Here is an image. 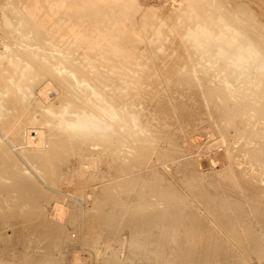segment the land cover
Segmentation results:
<instances>
[{
  "label": "rangeland",
  "instance_id": "rangeland-1",
  "mask_svg": "<svg viewBox=\"0 0 264 264\" xmlns=\"http://www.w3.org/2000/svg\"><path fill=\"white\" fill-rule=\"evenodd\" d=\"M191 3H192V5H191ZM96 4H98V5L96 6ZM101 4H102V6H101ZM6 8H7V10H6ZM185 9H186V12H185ZM204 9H205V11H204ZM187 11L188 12L190 11L189 12L190 14L187 13ZM227 11L229 14H231V13L233 14V17L230 20H228L229 19L227 17L228 13H226ZM238 11H246L252 17V19L248 23L240 20L241 23L243 24V29L241 31H238V29H233V28H235L234 26H230L231 24H227V22L228 23H234L233 25L236 26L235 23L240 19L238 14L236 13ZM211 12H212V14H211ZM213 12H215V13H213ZM209 13H210V15H209ZM219 13H220V15H219ZM99 14L101 17L99 16ZM214 15H216V17ZM88 16H90V17H88ZM211 16H212V18L214 17V19H212ZM74 17H76V18H74ZM66 19H68V20H66ZM114 19H115V21H114ZM32 22H34V23H32ZM127 22H129V23H127ZM30 24H32L33 26ZM34 24H35V26H34ZM219 24L223 27V28L221 27L222 31L224 29L221 36H219L217 33L219 31H221L220 26L219 27L217 26ZM249 26L260 28L262 30L261 34L258 35L257 32L250 30ZM49 29H51V30H49ZM82 29L85 30V33ZM46 30L48 31V33ZM26 31L28 34H25ZM34 31L37 33H34ZM114 31L116 34L114 33ZM94 32H95V34H94ZM109 32L111 33V35ZM75 33H76V35H75ZM112 33H113V35L114 34L115 35L112 36ZM69 34H70V36H68ZM35 35H37L38 37H36ZM250 35L254 37L253 40L250 39V37H249ZM99 36H100V38H99ZM129 36H130V38H129ZM102 37H103V39H102ZM109 37H111V38H109ZM118 37L119 38L121 37L120 38L121 40H118L117 42H119V41L123 42V46L121 45V43L120 44L118 43L119 45H121V47H124L125 49L129 48V46H130L129 49H131V47H132L131 50L126 49V52L132 51L131 53L125 52L127 54V56L124 53H123V56H121L122 55L121 52L117 53L118 50L114 51L116 49L115 48L112 49L114 47V45L111 44V40L112 39H119ZM31 38H33V39H31ZM64 38H66V40ZM83 38H85V39L82 40ZM125 38H127V40L129 38L128 42L134 43V44L128 43L127 40H125ZM50 39H52V40H50ZM55 39L56 40L58 39L57 40L58 42ZM94 39H96L97 41ZM122 39L124 41H126V43ZM87 40L89 42H87ZM105 40L107 43L105 42ZM37 41H39V43ZM71 41H73V42H71ZM261 42H264V0H192V2H191V0H57V1L56 0H0V108H2V106H1L2 103L7 102L6 96H8V95L14 96V94L17 95L16 94V92H17V93H19L18 95H20V96L22 95L23 103H25V106H26V108L24 109V112L22 113L20 119L17 121L19 125H20V123L23 122L27 126L28 124L26 121H28V120L32 121L35 119H39L38 121L42 122L46 118L54 119L55 114L48 113L49 109L46 106L47 103H49V101L51 102V100L53 101L55 106L57 105L56 107L60 108L61 106H63L62 109H59L53 105L55 110L58 109L59 112H62V113L64 112L65 118H68L69 116H70V118H72L74 116V119H76L78 117L77 115H79V114L83 115V113L85 115L86 111L88 113L89 110L91 112L92 110L97 109V108H99L101 110V105L105 104L104 101L102 100L103 94H99L101 91L99 92V90L97 89L98 87H101V89L100 88L99 89L103 90V92L106 93V95H108L110 98L112 96H116L114 98V99H116V101H115L116 104L118 102L121 103V106L126 108V110L128 112V113H126L127 115L135 116L138 127L136 125H133V123H132V125H130V127L134 128V129L132 128V131L134 130L133 131L134 136L138 135V134L141 135L144 133V131H146L144 134L145 135L147 134V137L146 136L143 137V135H144L143 134V135H141L140 138L138 135L137 137L139 139L137 140V142L135 141V143H132L134 141H131L132 139H129V141H131L132 144L129 143L128 140L125 142V139H127V138L124 139L123 136H118V139H116V141L113 139V141L116 143V147H115L114 142L110 143L111 145L108 143H105V142L104 143L99 142L100 135H102V134H100L99 130L96 131L94 127L93 128L90 127V128L95 130V131L93 130L94 132L93 131H91V132L90 131L89 132L80 131L81 132L80 133L81 138H82L83 134H86V137H88V139L89 138L91 139L93 137H94V139L87 140L86 137H84L80 140L79 132H78L79 130L75 131L74 133H65V132L60 133L61 130L69 128V127H67V125L62 126V125L66 124L65 122L62 123L60 126H56L54 124H51V129H50L51 132L47 131V127H48L47 124H49V122H46V123L43 122L42 124H44V127H45L44 129H46V134L47 135L49 133L51 134V135H48V137L51 136V140H53V143H55L57 145L59 139H61V138H62L61 140L64 142V147H62V148L59 147V149H58L57 146L54 147V144H50L49 145L50 148L48 147L45 149L48 152V154L46 151L44 152L47 155L46 156L47 159H45L46 162L45 161L44 162L46 164H47V161L49 162L48 163L49 166H47V168L50 167V165L52 163V161H51L52 159L55 160V161L53 160L52 165L54 164V162H56L58 160L56 162L57 165L55 163L53 166H51V168L49 169V173H48L47 171L45 172V170L43 171V169L41 167H38V165H40V164L35 165V163H37V162L33 163L32 160L24 154L25 149L22 148V146H23L22 144L16 145V143H13L15 146L11 144L13 141L12 136H14V134L16 133V131L14 132V130H16V129H14V128H16V125H18V124H16L14 126V128H11L9 130V132H4V130H3L4 134L0 133V135H2V136H0V138L2 139L3 142L8 144L7 145L8 147L10 146L9 148L12 151V153L14 152L15 157H17V158L19 157L18 158L19 162H18V159L15 158V159H17V162H18L17 164H19L21 166V169H22L19 171V172H21V173H19V176H22V173L25 170V172H26L25 178L26 179H28V180L32 179L31 180L32 183H34L33 181H35L37 183L36 184L37 187H39V188L42 187L41 189H43V188L46 189V187H48L47 190L53 191V193L58 192V194H56V195H60V196L63 195L61 197H64L63 199H65L64 200L65 204L62 203L63 204L62 208H59L60 211H62V213L64 214V216L61 217V219H59V218L57 219L56 218V211H58V209L55 208L57 201L55 199H53V197H52L53 201L51 198L49 199V200H51L50 202H52V203H50L47 197H42V196L40 197L39 196L40 197L39 199L41 200L40 203H41V205L43 204L45 208L44 207H41L42 209L41 208H32L34 210H32L30 208L29 209L28 208H24V209L23 208H11L9 206V203H11L10 200L8 202V201H5L4 199L0 198V206H1V208H0V264H148V263L149 264H155V263L156 264H160V263L161 264H172V263L173 264H178V263L184 264V261H182V263H181V256H180L181 254H184L183 257L185 256V260H188L187 262H185V264H191V263L192 264H194V263L195 264L196 263L197 264H200V263L201 264H219V263H222L223 258H221L222 259V261H221V260H219L220 257L216 258V257L212 256L213 259H215V260H213L211 256L207 257V255H205L206 254L205 249L202 250L204 246L206 247V244L204 245V242L206 243L208 240V239H204V236H205L204 234L206 233L204 228H206V227H203V225L199 226L200 230L197 231L196 229L199 227H197V228L195 227L197 224L194 223L195 222L194 218L191 216V214L189 215V211H188L191 208H196L198 210L200 209V211L202 213L200 211L199 212L201 214L204 213V216L208 217L204 208H207V207L210 208V206H211V208L212 207L213 208L219 207V208H226L228 210H229V207H227V206H230L231 210L227 211L226 213L227 214L229 213L228 216L232 217L231 220H233L232 221L233 223L240 224V225L236 224L237 227H236V225H234L235 226L234 231H235L236 235H238L240 237V240H242V243L244 245L243 250L248 249V251H249V252L248 251L242 252V251L238 250V248L235 246L236 242L234 243L232 240L226 241L227 243H225V244L230 245V246L228 245V249L227 248L226 249L230 250V254L232 256L234 255L235 259L232 258V256L230 255L229 258L227 257L229 260L227 258H226V260L224 259L223 264H231L232 262H233L232 264H234V263L235 264L236 263L237 264L238 263L239 264H251V262H252V264H254V263L258 264L260 260L264 261L263 260L264 258H262L264 255L262 256V254H261V253L264 254V251H262V250L260 251V249L264 250V248H263L264 247V244H263L264 241H262V240H264V235H263L264 229H261L262 227L264 228V218H263L264 217V213H263V211H264V205H263L264 204V200H263L264 199V192H263V190L264 189H260V187L264 188V186H263L264 185L263 184L264 183V178H263L264 177V173H263L264 171L260 170V172H259V170H258L259 167H260V169H264V166L261 167V165H259L255 160L253 161L252 159H250L251 157H249V155L246 153V151L248 152V151L256 150L258 147H260V143H263V141H264V135H263L264 134V114H263L264 110L259 111V109H258L257 111L259 113L258 112L256 113L255 110H253L251 112L252 114L250 116L251 120L248 124V129L250 128V133H251V131H259L260 134H262V132H263L262 136H259L260 137L259 139L258 138L257 139L256 138L255 139H250V138L247 139L248 136H246L245 134H243V133L240 134L239 132H237V133H239V134H237V133H235L234 129H232V128L230 129V127H227L226 124L228 123V126H230V123L228 122V120L226 121L227 118L224 119L225 118L224 115L221 116L222 114H224L223 113L224 107L233 106V102L228 101V99H224L225 96L222 97L223 99L221 97H216L215 101H217V102H215L213 100L214 96H211L212 97L211 98L210 94L209 93H208L209 95L207 94V89H211L210 86H219L222 88L224 86H226L225 89L230 88L231 91H229V92L232 93V94H230V95H232V97H234V95H235L234 91H236L237 95L234 98H242L240 96H242L245 93L247 95L252 96V94H250L251 92H253V93L254 92H257V93L260 92V94L256 93L257 95H260V97L258 96L260 98V100L258 102L256 101V103H257L256 108L261 106L262 108H260V109H264V105H263L264 104V77L260 78V76L262 74L261 73L262 69L257 67V64L255 63L256 53L253 52V49L255 47H258V44ZM33 43H35V44H33ZM90 43H93V44H90ZM61 44H62V46H61ZM72 45H76V46L73 47ZM101 45L104 48L101 47ZM111 45H112V48H111ZM124 45H126V46H124ZM68 46L70 47V49ZM81 46H83V47H81ZM98 48H100V50ZM66 49H68V50H66ZM74 49L77 51H75ZM88 49H90V51ZM94 49L96 50V52ZM71 50H72V52H71ZM86 50L89 52H87ZM104 50H107V51L105 52ZM151 50H153V51H151ZM68 51H69V53H68ZM73 51H75V52H73ZM92 51H93V53H92ZM163 51H165V52L163 53ZM237 51L249 52V54H251L252 57L251 58L249 57L248 61H246V62L243 61L241 64L237 65L234 63V60H233L234 57H237V53H239ZM120 53H121V55H120ZM39 54L41 56V60H43L42 63H41V60L39 58L40 56H37ZM53 54L55 56L59 55L61 57H55ZM34 55H35V57H33ZM69 55L72 57H70ZM91 55H94V56H91ZM107 55L108 56L111 55L113 57H111V56L108 57ZM129 55H130V59L128 57ZM31 56H32V58H31ZM117 56H118V58H117ZM125 56H126V58L124 59ZM29 58H31V60ZM67 58H69V59H67ZM108 58H109V60H108ZM111 58H113V59H111ZM35 59L38 62L35 61ZM50 59H52V60H50ZM70 59L72 61H74V60L75 61L74 62L69 61ZM121 59H123V60H121ZM128 59H129V61H128ZM46 61L48 63L50 61L49 65L46 63ZM123 61H124V63H123ZM12 62H14L16 64H14ZM19 62H21L22 64H20ZM29 62H31V63L29 64ZM43 62H44V64H43ZM68 62H70V64H68ZM80 62H82V63H80ZM130 62H132V63H130ZM33 63H36L37 65L33 64ZM56 63H57V65H56ZM135 63L137 66L134 65ZM32 64H33V66H32ZM72 64L75 67L72 66ZM125 64H128V65H125ZM129 64L130 65L132 64V65L130 66ZM21 65H24V66L21 67ZM42 65L43 66L46 65V69H45V67L42 68L41 67ZM108 65H111L110 68L108 67ZM36 66H39V67H36ZM56 66L57 67L59 66V67L57 68ZM132 66L135 68H133ZM83 67H84V69H83ZM119 67H120V70H119ZM146 67H148V68H146ZM168 67L170 69H168ZM12 68H14V70ZM37 68L38 69L40 68L39 71L36 70ZM121 68H123V69H121ZM188 68L190 69V71L188 70ZM15 69L18 70V72ZM70 69H71V71H70ZM106 69L108 71L111 69L110 70L111 72L109 71L110 76H109V73ZM61 70H62V72H61ZM163 70H165L166 72L165 71L163 72ZM14 71H16V72H14ZM27 71H28V73H27ZM32 71H33V73H32ZM34 71H36V72H34ZM41 71H43L44 73ZM63 71H64V73H63ZM142 71H143V73H142ZM38 72L42 73V74L38 75L39 74ZM53 72H55L56 74ZM112 72H113V74H112ZM127 72H129V73H127ZM176 72H178V73H176ZM189 72H191V74L193 73V75H191L192 78L190 77L191 80L188 79V77L190 75ZM46 73H47V75H46ZM57 73H58V75H57ZM60 73H61V75H60ZM74 73H78L76 75L79 77L74 75ZM106 73H107V75H106ZM180 73L182 76L180 75ZM183 73L186 74V78L184 77L185 74H183ZM13 74H15V75H13ZM163 74H164V76H163ZM187 74H188V76H187ZM52 75H55V76L57 75V76L54 77ZM59 75H60V77H62V75H63V77L60 78ZM65 75H67V76H65ZM68 75H70V76H68ZM135 75H137V76H135ZM143 75L145 77H143ZM23 76H25V77H23ZM107 76H109V77H107ZM131 76H134V77H131ZM20 77L22 78V80ZM36 77H38L39 79ZM51 77H53L54 79ZM57 77H59L63 81H61ZM80 77L83 79H81ZM110 77H111V79L113 77L112 81H111ZM41 78H43V80ZM63 78H66V79H63ZM77 78H79V79H77ZM92 78H93V80H92ZM94 78L97 80H95ZM103 78L105 80H107L106 83L108 85L105 84V80ZM131 78H134V79H131ZM150 78H151V81H150ZM19 79H20V81H18ZM68 79H69V81H67ZM154 79L157 81H155ZM172 79H174V81ZM245 79H247V83H246ZM41 80H42V82L45 81L44 83L47 86L44 83H42ZM54 80H56V81L58 80L57 83ZM89 80H91L92 82H90ZM21 81H22V83L20 84ZM24 81L26 82V84ZM49 81H50V83H46ZM59 81H61L63 85L61 83H58ZM11 82H13V83H11ZM18 82H19V85H18ZM54 82H55V84H54ZM67 82H69V83H67ZM78 82H79V84H78ZM98 82H99V84H98ZM108 82H111V83H108ZM260 82H262V83H260ZM86 83H87V85H86ZM242 83L244 86L242 85ZM256 83H257V85H256ZM56 84H58V85H56ZM219 84H221L222 86ZM20 85L22 87H20ZM79 85H80V87H79ZM83 85L84 86L86 85L85 86L86 90L84 89L85 87L84 88L82 87ZM99 85H101V86H99ZM197 85H199V86H197ZM229 85H230V87H229ZM92 86H94L97 89L96 90L97 93L93 92L94 90H93ZM239 86H240V88H239ZM65 87H67V89ZM88 87H90L93 91L91 92V89ZM197 87H199V88H197ZM8 88H10V89H8ZM20 88H21V90H20ZM41 88H42V90H41ZM45 88H46V91H45ZM75 88H77V89L75 90ZM103 88H105L106 91ZM193 88H194V90H193ZM243 88H245L247 90H245ZM12 89H14V93H13ZM49 89H50V91H49ZM89 89H90V91H89ZM228 89H226V91H228ZM241 89L243 91L244 90L245 91L243 92V91H241ZM70 90L73 91V93H70V95H69V92H71ZM74 90L76 93H74ZM77 90L80 92H78ZM239 90L241 93L239 92ZM249 91H250V93H249ZM81 92L83 93L82 95L79 94ZM90 92L93 93L94 95H92ZM103 92H101V93H103ZM110 92L114 93V95L113 94L110 95ZM122 92H124V93L126 92V93L123 95ZM86 93H88V95ZM233 93H234V95H233ZM84 95L86 97L87 96L88 97L86 98ZM90 95L93 97L89 98V97H91ZM117 95H118V97H117ZM119 95H120V97L123 96L125 101L121 100L123 98L122 97L120 98ZM29 96H30V99H29ZM66 96H68V98H66ZM82 96H84V97H82ZM98 96L101 99H98ZM70 97H72V99ZM95 97H96L97 101H95L96 100ZM126 97L128 100L126 99ZM24 98H26V99H24ZM74 98H75V100L73 101ZM85 98L90 99V100L86 101ZM42 99H43V101H42ZM62 99H64L63 100V101H65L64 103H61ZM66 99H69L70 101L72 100V102H73V103L71 102L72 106L74 104L75 107L73 106V108H72L70 106L71 104H69L67 107H65L66 101L68 102V100H66ZM83 99L85 100V105L82 104V103H84ZM79 100L80 101L82 100L81 101L82 103ZM119 100H121V101H119ZM76 101L78 102L77 105H79V103H80L81 106L77 107L75 104ZM100 101L101 102L103 101L102 102L103 104L102 103L100 104ZM222 101H224V104ZM225 101H227L228 103L227 102L226 103L229 105H226ZM88 102L93 103V104L94 103L96 104V102H97L98 103V104H96L97 107H95L96 105L94 104V108L91 110L90 107L92 108L93 104L88 105ZM123 102H124V104L122 105ZM219 102H220V104H219ZM119 103H118V105L120 107ZM221 104H222V106H221ZM219 105L221 106V108H219L220 107ZM84 106H85V108L88 106L89 110L84 108V112L82 113ZM68 107H69V110H70V107L73 110L72 111L71 110L70 111H68V110L64 111L65 108L68 109ZM80 107H82V108L78 109ZM205 107H206V109H205ZM214 107L215 108L218 107V109H215ZM4 108L5 107L3 105L2 109L5 111ZM75 109L80 110L81 113L77 112L78 110H76L77 113L72 114V112H75ZM99 109H97L98 111L95 110L96 113L101 112ZM220 109L222 110V114H221ZM69 112H71V114ZM10 113L12 114V111H10ZM26 113L28 116L26 115ZM31 113L33 116L31 115V117H30L29 114H31ZM253 113L255 115H253ZM35 114H36V117H34ZM232 115H233L232 118L235 117L234 119H239V117H240L239 115H238L239 117H237V115L234 113H232ZM66 116H68V117H66ZM1 117H3V116H0V120L2 119ZM22 117H23V119H22ZM221 117H222V119H221ZM247 117H249V114L247 115ZM247 117H246V115H243L241 117L242 118L241 121H242V123H245V125H246V122H244V121L246 119H248ZM21 119L23 121L19 122V121H21ZM120 121L118 123L119 125L123 122L122 121L120 123ZM23 123H22L23 127H21L20 129L26 130L27 127H25V125ZM30 123L31 122H29V126H31V125L33 126V124H36L37 122L36 123L32 122L31 125H30ZM220 124H221V126H220ZM128 125L129 124H127V126H125V129L123 128L124 125H123V127L121 126L122 132L127 131V129H129ZM239 125H240V127H242L241 124H239ZM134 126H136L137 128ZM162 126H163V128H162ZM52 127H53V129H52ZM59 127L60 128L62 127V128L60 129ZM164 127H166V128H164ZM32 128L35 129V127H32ZM54 128L56 129V131L58 130L57 132L60 133V134L57 133L58 135H60V136L62 135L61 137L58 138V135H55V134H54L55 136L53 135V137H52V134L55 132ZM80 128H82V126ZM69 129H72V128H69ZM136 129H138L139 131ZM241 130H243V129H241ZM135 131H138V133ZM161 131L163 133H161ZM95 133H98V134L95 136ZM150 133H152V134H150ZM165 133H166V135H165ZM32 134L36 135L37 133L33 132ZM43 134H45V132H43ZM153 134H155V135H153ZM156 134H160V135H156ZM98 135H99V137H98ZM239 135H240V137L242 135L246 136V137H243V136L242 137L244 139H247V140H244L245 142L244 141L241 142V140H243V138L241 137V139L239 138V142H237ZM251 135H252V133H251ZM148 136H151V137L154 136V137L153 138L150 137L151 138L150 139ZM159 136L165 137V138L163 137V141H162V139L159 140L160 139ZM170 136H172V137H170ZM186 136L188 138L194 139L193 144L190 146V148H192L194 145L198 146V148H199V150L194 154L195 155L194 158L195 159L198 158V162H199V163H196L197 164L196 169L199 171H203V173L205 175H208L209 176L208 179L211 182V184H208L209 182H207V181L206 182L201 181V180H199V181L195 180L194 181L192 178L191 179L193 181L190 184V180L189 179H188L189 181L186 180L187 174L185 172V168H184L183 163L181 161V157H179V158H174L175 156L172 157V155H174V151H175V149H174L175 144H173V143L174 142H178V143L183 142L184 143V141H185L184 138H186ZM29 137H31V136H28V138ZM35 137L36 136H32V138H35ZM71 137H74V139H76L77 141H75L74 139H71ZM177 137L179 139H177ZM10 138H11V140H10ZM65 138L70 139L72 141L65 140ZM141 138L142 139L145 138L146 140H142ZM154 138L157 140H155ZM170 138H173L172 140H174V141H172ZM235 138H236V141H235ZM78 139H79V141H81L83 143L79 144L80 142L78 143ZM121 139L123 142L121 141ZM140 139H141V141H140ZM85 140H87L88 142H86ZM167 140L169 142L171 141L170 142L171 144L168 143ZM229 140H230V143H229ZM73 141L75 142L74 144H73ZM119 141H121L120 144H119ZM148 141H150V142H148ZM246 141H248V142H246ZM166 142H167V145H166ZM232 142L235 143V146H232V147H234L235 153H236V148L240 147L239 149H237L236 154H238V153L239 154L235 158L236 159L235 163L233 162L234 163L233 164L234 167L232 166L233 171L230 167V163L226 162L225 160H224L225 161L224 162L220 158L225 153V148L227 146L232 145L233 144ZM65 143H67V144H65ZM147 143L149 145H144ZM113 144H114V146H112ZM133 144H134V146H133ZM150 144L151 145L153 144V145L151 146ZM155 144H156V146H155ZM160 144H163V145H160ZM19 145H21V146H19ZM141 145H143V147L144 146L145 147L142 148ZM239 145H241V146H239ZM149 146H151V147H149ZM114 147H115V149H114ZM138 147H140V149ZM158 147H160L161 149H159ZM51 148H52V151H51ZM133 148H134V150H133ZM135 148H138V150L137 149L135 150ZM169 148H171L172 150ZM241 148H243V149H241ZM53 149H54V151H53ZM167 149H169V150H167ZM114 150H115V153H114ZM131 150L134 152V154H132ZM165 150L167 151L168 154L166 153ZM137 151L138 152L141 151L140 153H144V154L139 153L140 154L139 156L142 155V157H141L142 159H140L138 157V154H135V153H137ZM149 151H151V152H149ZM158 151H159V153H158ZM170 151H172V153ZM51 152H54L55 155L53 153L51 154ZM129 153H130V157L128 155ZM147 153L151 154V155L148 156ZM4 154H5L4 152H0V155H1L0 159L2 160V157H3L6 160V162L4 159L2 161L0 160V167L1 166L5 167L6 165H8L9 162L11 160H13V157H14V156L9 157L8 159H10V158L11 159H10V161H7L8 159H6V156ZM50 154L53 155L54 158L51 159L52 156H50ZM158 154H160V156ZM161 154H163L164 156H162ZM133 155H135L136 159H140L142 161H139V160L135 161L134 160L135 157ZM143 155L144 156L146 155L145 156L146 158ZM147 156H148V158H147ZM165 156H167V157H165ZM199 156H201V158H199ZM57 157H59V158L56 159ZM123 161H126V164ZM137 161H139V162H137ZM248 161L250 163H247ZM236 162H238V163H236ZM122 163H123V165L124 164L126 165V166L124 165L125 170H124ZM253 163L255 165H253ZM119 164H120V166H122V168L119 166ZM128 165H130L132 170H129L131 168ZM237 165L239 166V168L240 167L241 168H245V167L248 168V166H250L246 172L248 174V175H246V177L247 176L250 177V175L252 177V176H254V174H255V177L249 178L253 181H251V183H249V182H247V183H249L248 186L251 184V186L254 189L256 187L257 191H256V189L254 191L251 186L248 187L245 181H241V184L246 185L247 188H249V189L251 188L250 189L251 192H248L249 189H247L245 186H241L240 188H238V187L232 188V186L230 187L228 185H225L226 182L223 181V179L225 178V175L228 174L229 169H230L231 174H232V172L234 174H236L237 171L235 172L234 168L236 169ZM244 165H246V166H244ZM12 167L16 168V166H12ZM53 167H56L55 170ZM29 168H30V170H29ZM126 168L128 170H126ZM255 168H257V169H255ZM40 170H41V172L43 171L44 174H41V172H39ZM244 170L246 171V168ZM152 171L154 172V174L155 173L156 174L153 175ZM261 171H263V172H261ZM6 172H8V171H6ZM6 172H5L6 177H4V180L6 179V181H7V179L9 178L8 181L12 182L13 181L12 177L15 174V173H13L14 171L12 170V172H11V170H9V173H6ZM25 172L23 173V175L25 174ZM32 172L34 174H32ZM147 172L148 173L152 172V174H150V173L147 174ZM10 173H12V174H10ZM27 173L29 176L27 175ZM45 173H46V175H45ZM52 173H54V174H52ZM142 173L143 174L145 173L147 177L145 176V174L143 175ZM16 174H18V172ZM16 174L14 176H16ZM51 174H52V176H51ZM237 174H239V173H237ZM35 175L38 177H35ZM48 175L53 177V178H51V180L52 179L54 180V181L52 180L53 182H51V181L48 182V180H50L49 177L46 178V176H48ZM138 175H140V176H138ZM150 175H152L153 178ZM148 176L150 178H148ZM33 177H35V178H33ZM140 177H142V179L137 180ZM145 178L148 179L149 181L145 180ZM157 178L159 179V181ZM21 179L23 180L24 178H21ZM259 179L262 181H259ZM156 180L159 183L161 180L162 184H165L164 187H166V182L176 186L175 190L173 189L176 192V193L174 192L175 195H173V197H175V198L168 199L169 201L167 200L168 201L167 206H166L165 202L160 203L161 205H159V202L163 201L162 200L163 197L160 200L161 196H158V194H157L158 193V188H157L158 186L155 184V183H157ZM2 181H3V179L0 180V184L2 183ZM20 181L16 180L17 183ZM140 181H142V184H143V181L144 182L147 181V182H145V184L147 186L145 184H143L144 187H142V184L140 185V183H141ZM152 181L155 183H153ZM200 181L202 183L204 182L203 184H205V185H203ZM254 181H256L257 185L252 184ZM28 182H30V181H28ZM41 182H43V183L41 184ZM220 182L223 185L220 184ZM258 183L261 186L258 185ZM212 184H214V185H212ZM134 185H136L137 187ZM209 185L211 187H208ZM254 185H255V187H254ZM202 186H204V187L202 188ZM217 186H219V187H217ZM222 186H223V188H221ZM14 187L17 188V186H14ZM14 187L10 192L11 195L17 194V191L15 190ZM113 187H115L114 191H113ZM141 187H142V190H141ZM145 187L146 188L148 187L150 189L147 188L148 190H146ZM151 187H153L155 189L152 190ZM187 187L190 188L189 190L191 192L188 190ZM197 187H201V188H197ZM224 187H226L229 192L225 191L226 188L224 189ZM243 187L246 188L245 191L247 193L244 190H242ZM39 188H37V189L39 190ZM105 188H107V189H105ZM258 189H260V190H258ZM59 190L61 192L65 193V195H67V196H64V194L61 193ZM105 190H108L109 192L106 191V193L108 192L110 194L107 193L108 195H106V193H104ZM205 190H209V193H211V191H212V193H211L212 195L208 194V191H205ZM146 191H149V192H146ZM155 191H157V192H155ZM197 191H199L200 193ZM202 191H204L205 194L202 193ZM217 191H219V192H217ZM220 191H222V192L220 193ZM234 191H236V192H234ZM258 191H259V193H258ZM261 191H262V193H261ZM59 192H60V194H59ZM91 192H93V194L94 193L95 194L90 195ZM151 192H152V194H150ZM196 192H197V195H196ZM206 192H207V194H206ZM216 192L219 195H221V196H219L217 194V196H216L217 198L219 197L220 199L219 198L217 199L216 197L214 198V196L216 195ZM254 192L255 193L257 192L260 196H258L257 193L254 195ZM114 193H116L115 194L116 197L114 196ZM143 194L146 195L147 197L143 196ZM148 194L151 195L152 198L148 197L149 196ZM153 194L155 196L156 195L157 196L153 197ZM238 194H239V196H238ZM246 194H248V195H246ZM15 195H13V196L16 197L17 195L16 196ZM109 195L110 196L112 195L111 196L112 199L110 198ZM178 195H179V199L177 198ZM181 195H183V196L180 197ZM261 195L263 197H261ZM0 196H1V192H0ZM3 196H6V195L3 194ZM233 196H234V198H233ZM240 196H241V198H240ZM106 197H108V198H106ZM193 197L196 199H194ZM197 197H199V198H197ZM256 197H258V199H255ZM259 197H261V198L259 199ZM146 198H148V199H146ZM149 198H150V200H149ZM155 198H156V200H155ZM203 198H204V200H203ZM205 198H207V200ZM221 198H223L224 201H222ZM1 199L3 202L1 201ZM15 199L16 198H14L13 200H15ZM113 199H116V201L115 200L114 201L117 204H115L114 201H112ZM117 199L121 200L122 203L117 202V201H119ZM171 199H172V201L175 199L174 202H177V203L179 200L180 201L178 204H176L172 201L170 202ZM176 199H178V201ZM253 199H254V201H252ZM197 200H199V201H197ZM255 200H256V202H255ZM111 201L113 204L111 203ZM209 201H211V202H209ZM226 201H227L226 204H223V205L221 204V203H225ZM237 201L239 203L240 202H242V203L238 204ZM140 202H142V203H140ZM169 202H170V204H169ZM243 202L245 203L244 205H243ZM248 202H249V204H247ZM250 202H254V203H250ZM1 203H4V204H1ZM118 203H120L121 205ZM147 203H149L151 205H148ZM205 203H207V204H205ZM128 204H130V206ZM168 204L170 207L173 206V208H176V207L177 208H181V207L183 208V210H182L184 213V216H183L184 218H182V222L184 224L183 228H182L184 231V232L182 231L183 235H181V227L182 226L176 230V232L178 231V233H177L178 235H177L174 230L172 233H170V231L167 228H165V226L164 227L162 226L164 229L163 230L161 228V225L160 226L157 225L156 226L157 228L155 227L150 231L151 233L149 232L150 234L147 232V235H146V232L143 231L142 235L144 236V232H145V236L147 238L145 236L144 237L146 239L143 236L142 237L137 236V232H139L138 231L139 228H137V227H143L144 226L141 223L144 224L145 218L150 217V216L155 217V215H158L160 213L158 211L165 210V206L167 209H169L170 207L168 206ZM188 204H189V206H188ZM256 204L258 205V208L261 207V209H262L261 214L263 216L262 217L263 222L262 221L258 222L256 220V217L253 216L251 212L246 211V207L250 208V209L252 207V209H253L256 206V208H257ZM4 205H6V206H4ZM114 205H119V206L117 207ZM137 205H139V206H137ZM174 205H176V206H174ZM190 205H191V207H190ZM220 205H222V207ZM224 205L225 206L227 205V206L225 207ZM2 206H4V207H2ZM120 206H122V207H120ZM124 206H125V208H124ZM142 206L144 209L141 208ZM149 206L152 207L153 210ZM160 206H162L161 207L162 209L159 208ZM233 206L235 208H233ZM236 206H238V207H236ZM146 207H149V208L147 209ZM122 208H124V211ZM156 208L157 209L159 208V210L155 211L154 209H156ZM185 208H186V210H185ZM241 208H243L242 209L243 213H242ZM128 209H129V211H128ZM235 209H237L238 211ZM27 210H29V211H27ZM100 210H103V212L102 211L100 212L101 214L102 213L103 214H102V217H100V219H99L97 214H100L99 213ZM141 210H145V211H141ZM26 211H27V214H23ZM138 211H139V213L142 212V214L141 213L138 214L137 213ZM235 211H237V212L235 213ZM10 212L13 214H8ZM79 212H80V214H79ZM106 212L110 213V214H107ZM116 212L119 213V216L117 215L118 213L116 214ZM148 212L149 213L152 212V213H150L151 215ZM153 212H158V213L155 214ZM28 213H31V214L28 215ZM88 213H90V214H88ZM94 213H96V214H94ZM111 213H113L112 214L113 216L111 215ZM186 213H188V214H186ZM246 213H247V215H246ZM92 214H94V216H96L97 219L94 218V216ZM101 214L99 216H101ZM104 214L115 217L116 220L118 221V223L115 220V218L113 219L110 217L111 219H109V216L107 218V216H103ZM129 214L134 216V217H132V216L130 217ZM185 214H186V216H185ZM230 214L231 215L235 214V215H233L234 216L233 217ZM240 214L241 215L243 214V215L241 216ZM244 214L246 216L245 218H248L249 220L245 219L244 220L245 223L243 226L242 223L244 222L243 221ZM248 214L250 216L252 215L251 217H253L254 219L252 220V218L250 216H248ZM15 215L16 216L18 215V216L16 217ZM75 215H76V217H75ZM114 215H117L119 218L117 216H114ZM120 215H122V218L124 215L128 216V217L124 216V218L126 217L128 219L130 217V219H128V221L130 220L129 221L130 223L127 222V219L125 218L126 222L124 221L123 223H124V225L126 223L127 224L124 226L122 223L124 218L122 219ZM188 215L190 216V219H189ZM236 216H237V218H236ZM15 217H16V219H15ZM18 217L19 218L23 217L24 219L23 218L17 219ZM92 218H94V219L92 220ZM101 218H103V220ZM132 218L136 219V220H132ZM234 218L236 221L234 220ZM104 219L105 220L107 219L106 222L112 220L110 222H113L114 226L110 225L112 228L109 227L108 223L109 224H112V223H110V222L106 223ZM44 220L49 222L50 226L48 224H46L47 222L46 221L44 222ZM120 220H121V222H120ZM239 220L243 221V222H239ZM246 220H247V222H246ZM99 221H101V222H99ZM192 221H193V223H192ZM248 221L251 223H248ZM51 222H53V223H51ZM138 223H140V224H138ZM154 223L156 224V222H154ZM253 223H255V224H253ZM51 224L52 225L56 224V226L53 225L54 227H52ZM59 224L61 226H57ZM102 224L106 225V227H105L106 230L104 229ZM115 224H116V226H115ZM121 224H122V227H120ZM193 224L195 225L194 228L192 227ZM258 224L262 225V227L261 226L259 227ZM45 225L47 228H45ZM248 225H252L253 227L255 226V228H257L256 230L254 229L255 233L252 235L253 239H252V236H250V238L253 241L248 237L250 235V233L246 232L247 229L249 230ZM185 226H188V227H185ZM238 226L240 229L238 228ZM88 227H89V229H88ZM108 228H110V231H108L109 230ZM135 228L137 229V232H136ZM245 228H246V230H245ZM46 229H49V230L46 231ZM113 229H114V231H112ZM122 229H123V231H121ZM159 229L161 232L159 231ZM165 229L168 231H166ZM193 229H195V230H193ZM53 230L55 233L53 232ZM116 230H118V231H116ZM140 230H141V228H140ZM260 230H261V232H259ZM131 231L132 232L134 231L136 233H132ZM162 231L163 232L165 231V235H163L164 233ZM194 231H195V233L197 232L196 234H198V236L201 237V238L198 237V240L200 241V243H199L200 247L195 246V248L197 247V248H199V250L197 251L196 250L197 248L194 249L193 254L196 253L195 254L196 257L194 255V257L190 260V254L192 252L186 253L184 251L185 253L184 252L181 253V249H179V248H181L180 246L183 245L182 243H184L183 236L185 237V239H186V236L192 237ZM203 231H204V234H203ZM237 231H239V232H237ZM256 231H258V232H256ZM152 232H154V233H152ZM189 232H191V233H189ZM245 232H246V235H245ZM161 233H162V236H160ZM167 233L170 237L167 235ZM174 233H175V235H174ZM179 233H180V235H179ZM115 234L116 235L118 234V235L116 236ZM133 234H134V236H133ZM170 234H173L172 235L173 238L171 237ZM256 234H259V235H256ZM84 235H86V236H84ZM107 235H109V236H107ZM132 236L136 237V238L134 239ZM163 236H165V237H163ZM166 236H168V237H166ZM181 236H182V238H181ZM242 236H243V238H242ZM120 238H121V240H119ZM137 238H138V240H137ZM163 238H164V240H163ZM115 239L116 240L118 239V240L115 241ZM244 239L247 241L243 242ZM256 239L260 242L256 241ZM87 240H88V242H87ZM202 240H204V242ZM227 240H228V238H227ZM147 241H149V243ZM159 241H161V242H159ZM209 241H210V239H209ZM252 242H254V245H256V246H253ZM242 243H241V245H242ZM199 244H197V245H199ZM185 245H186V243H185ZM251 246L254 248V250H252L253 248ZM143 247H144V249H143ZM150 249H152V250H150ZM200 250H202V251H200ZM255 251H258V252H256L257 254L255 253ZM97 252L98 253L100 252V253L97 254ZM157 252H159V253H157ZM160 252L162 253V255ZM167 252H169L170 254ZM177 252H178V255L180 254L179 256L177 255ZM201 252H205V253H201ZM232 252H234V253H232ZM247 252H248V254H247ZM155 253H156L157 257L155 255ZM251 253L254 256H252ZM250 254H251V256H250ZM248 255H249V257H248ZM259 255H261V256L259 257ZM76 256H78L79 258L75 260L74 257H76ZM197 256H199V257H197ZM201 256H202V258H200ZM257 256H258V258H257ZM252 257H254V258H252ZM113 258L116 260H114ZM167 258L168 259L171 258V259L168 260ZM195 258L197 260L201 259L203 262L206 260L207 263H202L201 260H199L200 261L199 262ZM207 258H209L211 260H209V259L207 260ZM259 258H262V259L259 260ZM194 259L196 261H193ZM203 259H205V260H203ZM255 259H257V260H255ZM162 260L163 261L165 260V261L163 262Z\"/></svg>",
  "mask_w": 264,
  "mask_h": 264
},
{
  "label": "bare ground",
  "instance_id": "bare-ground-1",
  "mask_svg": "<svg viewBox=\"0 0 264 264\" xmlns=\"http://www.w3.org/2000/svg\"><path fill=\"white\" fill-rule=\"evenodd\" d=\"M57 1V0H56ZM191 2H192V0H191ZM52 3V2H51ZM108 3V2H107ZM195 3V2H194ZM65 4V3H64ZM79 4V3H78ZM44 5V4H43ZM98 4H96V6H97ZM100 5V4H99ZM115 5V4H114ZM191 5H192V3H191ZM69 6V5H68ZM101 6H102V4H101ZM199 6V5H198ZM191 7V6H190ZM76 8V7H75ZM97 8V7H96ZM105 8V7H104ZM107 8V7H106ZM127 8V7H126ZM202 8V7H201ZM200 8V9H201ZM95 9V8H94ZM209 9V8H208ZM6 10H7V8H6ZM10 11V10H9ZM80 11V10H79ZM95 11V10H94ZM98 11V10H97ZM100 11V10H99ZM125 11V10H124ZM204 11H205V9H204ZM207 11V10H206ZM12 12V11H11ZM93 12V11H92ZM106 12V11H105ZM185 12H186V9H185ZM190 12V11H189ZM188 11H187V13H189ZM49 13V12H48ZM47 13V14H48ZM101 13V12H100ZM127 13V12H126ZM146 13V12H145ZM208 13V12H207ZM213 13H215V12H213ZM226 13H228V11L226 12ZM237 14H238V16H239V20L235 23L236 24V26L235 25H233L234 23H228L227 22V24H231L230 26H234L235 28H233V29H238V31H241L242 29H243V24L241 23V21L240 20H242V21H245V22H249L251 19H252V17H251V15L248 13V12H246V11H238V12H236ZM51 14V13H50ZM96 14V13H95ZM110 14V13H109ZM190 14V13H189ZM211 14H212V12H211ZM40 15V14H39ZM108 15V14H107ZM206 15V14H205ZM209 15H210V13H209ZM219 15H220V13H219ZM229 15V16H228ZM228 15H227V17L229 18L228 20H230L232 17H233V14L231 13V14H229L228 13ZM99 16H100V14H99ZM115 16V15H114ZM190 16V15H189ZM208 16V15H207ZM206 16V17H207ZM215 17H216V15H214ZM34 17V16H33ZM88 17H90V16H88ZM101 17V16H100ZM219 17V16H218ZM38 18V17H37ZM74 18H76V17H74ZM104 18V17H103ZM209 18V17H208ZM211 18H212V16H211ZM221 18V17H220ZM65 19V18H64ZM86 19V18H85ZM97 19V18H96ZM109 19V18H108ZM116 19V18H115ZM115 19H114V21H115ZM118 19V18H117ZM212 19H214V17L212 18ZM25 20V19H24ZM66 20H68V19H66ZM84 20V19H83ZM91 20V19H90ZM101 20V19H100ZM112 20V19H111ZM210 20V19H209ZM30 21V20H29ZM94 21V20H93ZM122 21V20H121ZM96 22V21H95ZM113 22V21H112ZM141 22V21H140ZM32 23H34V22H32ZM127 23H129V22H127ZM113 24V23H112ZM226 24V25H227ZM30 25H32V24H30ZM38 25V24H37ZM142 25V24H141ZM33 26V25H32ZM34 26H35V24H34ZM45 26V25H44ZM108 26V25H107ZM218 27L220 26V28L222 27L220 24L219 25H217ZM60 27V26H59ZM34 28V27H33ZM42 28V27H41ZM44 28V27H43ZM50 28V27H49ZM92 28V27H91ZM219 28V29H220ZM223 28V27H222ZM222 28H221V31H222ZM35 29V28H34ZM64 29V28H63ZM73 29V28H72ZM117 29V28H116ZM227 29V28H226ZM249 29L250 30H253L254 32H257V34L259 35V34H261V32H262V30L260 29V28H258V27H253V26H249ZM49 30H51V29H49ZM77 30V29H76ZM83 30V29H82ZM31 31V30H30ZM33 31V30H32ZM42 31V30H41ZM47 31V30H46ZM84 31V33H85V30H83ZM113 31V30H112ZM221 31H219V32H217L218 33V35L219 36H221L222 35V33H223V31H224V29H223V31L221 32ZM89 32V31H88ZM221 32V33H220ZM25 33V32H24ZM23 33V34H24ZM33 33V32H32ZM34 33H37V32H35L34 31ZM47 33H48V31H47ZM57 33V32H56ZM74 33V32H73ZM110 33V32H109ZM114 33H115V31H114ZM25 34H28L27 33V31H26V33ZM43 34V33H42ZM41 34V35H42ZM52 34V33H51ZM94 34H95V32H94ZM108 34V33H107ZM116 34V33H115ZM114 34V35H115ZM141 34V33H140ZM50 35V34H49ZM53 35V34H52ZM75 35H76V33H75ZM90 35V34H89ZM88 35V36H89ZM110 35H111V33H110ZM113 35V33H112V36H114ZM33 36V35H32ZM36 37H38L37 35H35ZM34 36V37H35ZM55 36V35H54ZM59 36V35H58ZM68 36H70V34L68 35ZM73 36V35H72ZM80 36V35H79ZM92 36V35H91ZM98 36V35H97ZM107 36V35H106ZM121 36V35H120ZM185 36V35H184ZM31 37V36H30ZM50 37V36H49ZM53 37V36H52ZM56 37V36H55ZM77 37V36H76ZM93 37V36H92ZM122 37V36H121ZM120 37V38H121ZM250 37V39L251 40H253V36H249ZM59 38V37H58ZM71 38V37H70ZM90 38V37H89ZM99 38H100V36H99ZM109 38H111V37H109ZM116 38V37H115ZM119 38V37H118ZM112 39L111 40V44H113L114 45V47L112 48V45H111V48L112 49H116V50H114V51H117V53L118 52H121L122 53V55H121V53H120V55L121 56H123V53L124 54H126L127 52L129 53L130 51H127L126 52V49H129L130 48V46H129V48H124V47H121V45L123 46V42H117L118 40H121V39ZM129 38H130V36H129ZM129 38H128V40H129ZM31 39H33V38H31ZM36 39V38H35ZM65 40H66V38H64ZM79 39V38H78ZM85 38H83L82 40H84ZM102 39H103V37H102ZM124 39V38H123ZM122 39V40H123ZM189 39V38H188ZM37 40V39H36ZM35 40V41H36ZM39 40V39H38ZM43 40V39H42ZM46 40V39H45ZM50 40H52V39H50ZM56 40V39H55ZM58 40V39H57ZM56 40V41H57ZM70 40V39H69ZM89 40V39H88ZM87 40V42H89ZM94 40H96V39H94ZM125 40H127V38H125ZM128 40H127V42H128ZM263 40V39H262ZM33 41V40H32ZM34 41V42H35ZM44 41V40H43ZM55 41V42H56ZM68 41V40H67ZM74 41V40H73ZM73 41H71V42H73ZM97 41V40H96ZM95 41V42H96ZM100 41V40H99ZM108 41V40H107ZM124 41V40H123ZM30 42V41H29ZM38 43H39V41H37ZM52 42V41H51ZM58 42V41H57ZM60 42V41H59ZM62 42V41H61ZM76 42V41H75ZM86 42V43H87ZM102 42V41H101ZM105 42H106V40H105ZM125 43H126V41H124ZM251 42V41H250ZM45 43V42H44ZM82 43V42H81ZM98 43V42H97ZM107 43V42H106ZM105 43V44H106ZM121 43V45H119V44ZM128 43H130V42H128ZM31 44V43H30ZM33 44H35V43H33ZM60 44V43H59ZM70 44V43H69ZM78 44V43H77ZM85 44V43H84ZM90 44H93V43H90ZM130 44H134V43H130ZM154 44V43H153ZM67 45V44H66ZM109 45V44H108ZM41 46V45H40ZM56 46V45H55ZM61 46H62V44H61ZM71 46V45H70ZM73 47L74 46H76V45H72ZM89 46V45H88ZM96 46V45H95ZM124 46H126V45H124ZM132 46V45H131ZM67 47V46H66ZM69 47V46H68ZM81 47H83V46H81ZM101 47H103L102 45H101ZM149 47V46H148ZM88 48V47H87ZM96 48V47H95ZM104 48V47H103ZM107 48V47H106ZM110 48V47H109ZM124 48V49H123ZM62 49V48H61ZM65 49V48H64ZM69 49H70V47H69ZM77 49V48H76ZM79 49V48H78ZM97 49V48H96ZM99 50H100V48H98ZM102 49V48H101ZM131 49H132V47H131ZM131 49H129V50H131ZM66 50H68V49H66ZM75 50V49H74ZM84 50V49H83ZM89 51H90V49H88ZM95 50V49H94ZM121 50V51H120ZM125 50V51H124ZM54 51V50H53ZM58 51V50H57ZM75 51H77V50H75ZM75 51H73V52H75ZM87 51V50H86ZM85 51V52H86ZM89 51H87V52H89ZM105 52L107 51V50H104ZM151 51H153V50H151ZM240 51V50H239ZM239 51H237V52H239ZM62 52V51H61ZM64 52V51H63ZM67 52V51H66ZM71 52H72V50H71ZM84 52V53H85ZM86 52V53H87ZM95 52H96V50H95ZM102 52V51H101ZM109 52V51H108ZM112 52V51H111ZM126 52V53H125ZM132 52V51H131ZM130 52V53H131ZM165 51H163V53H164ZM235 52V51H234ZM253 52L254 53H256V61H255V63L257 64V67H259V68H261L262 69V71H261V76H260V78H262V77H264V42H261V43H259L258 44V47H255L254 49H253ZM252 52V53H253ZM34 53V52H33ZM68 53H69V51H68ZM92 53H93V51H92ZM113 53V52H112ZM168 53V52H167ZM236 53V52H235ZM3 54V53H2ZM35 54V53H34ZM48 54V53H47ZM46 54V55H47ZM61 54V53H60ZM111 54V53H110ZM152 54V53H151ZM32 55V54H31ZM44 55V54H43ZM49 55V54H48ZM54 55V54H53ZM58 55V54H57ZM114 55V54H113ZM236 55V54H235ZM27 56V55H26ZM37 56H40V54L39 55H37ZM50 56V55H49ZM48 56V57H49ZM55 56V55H54ZM64 56V55H63ZM70 56V55H69ZM68 56V57H69ZM91 56H94V55H91ZM105 56V55H104ZM108 56V55H107ZM109 56H111V55H109ZM108 56V57H109ZM126 56H127V54H126ZM126 56L124 57V59L126 58ZM33 57H35V55L33 56ZM55 57H61V56H55ZM70 57H72V56H70ZM69 57V58H70ZM74 57V56H73ZM87 57V56H86ZM111 57H113V56H111ZM129 57V59H130V55L128 56ZM136 57V56H135ZM134 57V58H135ZM251 58L252 57V55L251 54H249V52H239V53H237V57H234L233 58V60H234V63L235 64H237V65H239V64H241L243 61H248V58ZM26 58V57H25ZM28 58V57H27ZM31 58H32V56H31ZM31 58H29L30 60H31ZM40 58V60H41V56L39 57ZM45 58V57H44ZM69 58H67V59H69ZM106 58V57H105ZM115 58V57H114ZM117 58H118V56H117ZM28 59V60H29ZM34 59V58H33ZM32 59V60H33ZM57 59V58H56ZM62 59V58H61ZM72 59V58H71ZM69 60V61H72V60ZM107 59V58H106ZM111 59H113V58H111ZM129 59H128V61H129ZM136 59V58H135ZM29 60V61H30ZM39 60V61H40ZM45 60V59H44ZM47 60V59H46ZM50 60H52V59H50ZM63 60V59H62ZM74 60V59H73ZM104 60V59H103ZM108 60H109V58H108ZM115 60V59H114ZM121 60H123V59H121ZM127 60V59H126ZM143 60V59H142ZM35 61H37L36 59H35ZM42 61L43 60H41V63H42ZM57 61V60H56ZM75 61V60H74ZM74 61H72V62H74ZM87 61V60H86ZM125 61V60H124ZM124 61H123V63H124ZM136 61V60H135ZM18 62V61H17ZM27 62V61H26ZM33 62V61H32ZM38 62V61H37ZM65 62V61H64ZM149 62V61H148ZM12 63H14V62H12ZM20 64H22L21 62H19ZM31 62H29V64H30ZM46 63L49 65V63H50V61H49V63L46 61ZM80 63H82V62H80ZM94 63V62H93ZM118 63V62H117ZM122 63V62H121ZM120 63V64H121ZM130 63H132V62H130ZM138 63V62H137ZM14 64H16V63H14ZM28 64V63H27ZM28 64V65H29ZM33 64H36V63H33ZM33 64H32V66H33ZM43 64H44V62H43ZM68 64H70V62H68ZM163 64V63H162ZM176 64V63H175ZM25 65V64H24ZM24 65H21V67L22 66H24ZM37 65V64H36ZM51 65V64H50ZM56 65H57V63H56ZM79 65V64H78ZM81 65V64H80ZM86 65V64H85ZM125 65H128V64H125ZM130 65V64H129ZM132 65V64H131ZM130 65V66H131ZM134 65H136V63L134 64ZM156 65V64H155ZM160 65V64H159ZM18 66V65H17ZM55 66V65H54ZM61 66V65H60ZM66 66V65H65ZM72 66H74L73 64H72ZM77 66V65H76ZM97 66V65H96ZM110 66L111 65H108V67L110 68ZM118 66V65H117ZM137 66V65H136ZM161 66V65H160ZM163 66V65H162ZM36 67H39V66H36ZM35 67V68H36ZM42 68H44L45 67V69H46V65L45 66H41ZM40 67V68H41ZM50 67V66H49ZM57 67V66H56ZM59 67V66H58ZM57 67V68H58ZM75 67V66H74ZM113 67V66H112ZM125 67V66H124ZM133 67V66H132ZM140 67V66H139ZM16 68V67H15ZM30 68V67H29ZM34 68V69H35ZM39 68V69H40ZM41 68V69H42ZM91 68V67H90ZM118 68V67H117ZM133 68H135V67H133ZM138 68V67H137ZM145 68V67H144ZM146 68H148V67H146ZM176 68V67H175ZM186 68V67H185ZM13 70H14V68H12ZM17 69V68H16ZM15 69V70H16ZM22 69V68H21ZM28 69V68H27ZM39 69L37 68L36 70H38L39 71ZM53 69V68H52ZM51 69V70H52ZM75 69V68H74ZM80 69V68H79ZM83 69H84V67H83ZM86 69V68H85ZM101 69V68H100ZM99 69V70H100ZM115 69V68H114ZM121 69H123V68H121ZM125 69V68H124ZM127 69V68H126ZM131 69V68H130ZM150 69V68H149ZM167 69V68H166ZM168 69H170L169 67H168ZM192 69V68H191ZM31 70V69H30ZM44 70V69H43ZM107 70V69H106ZM105 70V71H106ZM111 70V69H110ZM109 70V71H110ZM119 70H120V67H119ZM152 70V69H151ZM183 70V69H182ZM181 70V71H182ZM188 70L190 71V69L188 68ZM17 72H18V70H16ZM16 71H14V72H16ZM70 71H71V69H70ZM103 71V70H102ZM108 71V70H107ZM106 71V72H107ZM108 71V73H109V76H110V72ZM125 71V70H124ZM123 71V72H124ZM129 71V70H128ZM153 71V70H152ZM165 70H163V72H164ZM178 71V70H177ZM186 71V70H185ZM30 72V71H29ZM34 72H36V71H34ZM41 72H43V71H41ZM46 72V71H45ZM48 72V71H47ZM61 72H62V70H61ZM69 72V71H68ZM75 72V71H74ZM78 72V71H77ZM90 72V71H89ZM88 72V73H89ZM93 72V71H92ZM91 72V73H92ZM131 72V71H130ZM134 72V71H133ZM140 72V71H139ZM138 72V73H139ZM147 72V71H146ZM162 72V71H161ZM166 72V71H165ZM192 72V71H191ZM191 72H189V77H188V79H190V77H191V75H193V73L191 74ZM27 73H28V71H27ZM32 73H33V71H32ZM39 73V72H38ZM44 73V72H43ZM52 73V72H51ZM53 73H55V72H53ZM63 73H64V71H63ZM86 73V72H85ZM125 73V72H124ZM127 73H129V72H127ZM135 73V72H134ZM142 73H143V71H142ZM176 73H178V72H176ZM182 73V72H181ZM181 73H180V75H181ZM18 74V73H17ZM42 73H39L38 75H41ZM56 74V73H55ZM76 74H78V73H74V75H76ZM84 74V73H83ZM93 74V73H92ZM98 74V73H97ZM112 74H113V72H112ZM160 74V73H159ZM165 74V73H164ZM164 74H163V76H164ZM174 74V73H173ZM183 74H185V73H183ZM13 75H15V74H13ZM46 75H47V73H46ZM45 75V76H46ZM57 75H58V73H57ZM56 75V76H57ZM60 75H61V73H60ZM60 75H59V77H60ZM99 75V74H98ZM106 75H107V73H106ZM117 75V74H116ZM131 75V74H130ZM134 75V74H133ZM138 75V74H137ZM137 75H135V76H137ZM26 76V75H25ZM25 76H23V77H25ZM43 76V75H42ZM52 76H54V77H56L55 75H52ZM65 76H67V75H65ZM64 76V77H65ZM68 76H70V75H68ZM77 76V75H76ZM84 76V75H83ZM82 76V77H83ZM86 76V75H85ZM109 76H107V77H109ZM126 76V75H125ZM156 76V75H155ZM182 76V75H181ZM180 76V77H181ZM187 76H188V74H187ZM19 77V76H18ZM33 77V76H32ZM39 77V76H38ZM38 77H36V78H38ZM41 77V76H40ZM47 77V76H46ZM59 77H57V78H59ZM62 77H63V75H62ZM62 77H60V78H62ZM77 77H79V76H77ZM94 77V76H93ZM120 77V76H119ZM123 77V76H122ZM131 77H134V76H131ZM143 77H145L144 75H143ZM153 77V76H152ZM185 78H186V74H185V76H184ZM248 77V76H247ZM16 78V77H15ZM21 78V77H20ZM35 78V77H34ZM45 78V77H44ZM51 78H53V77H51ZM56 78V79H57ZM59 78V79H60ZM69 78V77H68ZM81 78V77H80ZM157 78V77H156ZM168 78V77H167ZM174 78V77H173ZM183 78V77H182ZM192 78V77H191ZM249 78V77H248ZM24 79V78H23ZM39 79V78H38ZM42 80H43V78H41ZM54 79V78H53ZM58 79V80H59ZM63 79H66V78H63ZM73 79V78H72ZM77 79H79V78H77ZM81 79H83V78H81ZM95 79V78H94ZM100 79V78H99ZM102 79V78H101ZM104 79V78H103ZM110 79H111V77H110ZM112 79H113V77H112ZM112 79H111V81H112ZM131 79H134V78H131ZM130 79V80H131ZM142 79V78H141ZM184 79V78H183ZM196 79V78H195ZM3 80V79H2ZM11 80V79H10ZM21 80H22V78H21ZM42 80H41V82H42ZM57 80V81H58ZM61 80V79H60ZM87 80V79H86ZM85 80V81H86ZM92 80H93V78H92ZM95 80H97V79H95ZM94 80V81H95ZM105 80V79H104ZM117 80V79H116ZM129 80V79H128ZM149 80V79H148ZM155 80V79H154ZM159 80V79H158ZM163 80V79H162ZM173 81H174V79H172ZM187 80V79H186ZM191 80V79H190ZM246 80V83H247V79H245ZM4 81V80H3ZM13 81V80H12ZM18 81H20V79L18 80ZM37 81V80H36ZM48 81V80H47ZM53 81V80H52ZM54 81H56V80H54ZM57 81H56V83H57ZM61 81H63V80H61ZM61 81H59L58 83H61L62 84V82ZM65 81V80H64ZM67 81H69V79L67 80ZM74 81V80H73ZM79 81V80H78ZM82 81V80H81ZM90 82H92L91 80H89ZM138 81V80H137ZM150 81H151V78H150ZM155 81H157V80H155ZM169 81V80H168ZM180 81V80H179ZM184 81V80H183ZM189 81V80H188ZM6 82V81H5ZM25 82V81H24ZM45 82V81H44ZM44 82H42V83H44ZM66 82V81H65ZM80 82V81H79ZM79 82H78V84H79ZM88 82V81H87ZM107 82V80H105V84H107L106 83ZM139 82V81H138ZM164 82V81H163ZM187 82V81H186ZM190 82V81H189ZM242 82V81H241ZM245 82V81H244ZM9 83V82H8ZM11 83H13V82H11ZM10 83V84H11ZM22 83V81L20 82V84ZM46 83H50V81L49 82H46ZM67 83H69V82H67ZM75 83V82H74ZM102 83V82H101ZM100 83V84H101ZM108 83H111V82H108ZM134 83V82H133ZM140 83V82H139ZM145 83V82H144ZM160 83V82H159ZM162 83V82H161ZM260 83H262V82H260ZM4 84V83H3ZM25 84H26V82H25ZM29 84V83H28ZM31 84V83H30ZM37 84V83H36ZM45 84V83H44ZM54 84H55V82H54ZM53 84V85H54ZM73 84V83H72ZM85 84V83H84ZM95 84V83H94ZM97 84V83H96ZM98 84H99V82H98ZM104 84V83H103ZM104 84V85H105ZM129 84V83H128ZM136 84V83H135ZM142 84V83H141ZM149 84V83H148ZM151 84V83H150ZM169 84V83H168ZM179 84V83H178ZM229 84V83H228ZM18 85H19V82H18ZM17 85V86H18ZM32 85V84H31ZM46 85V84H45ZM52 85V86H53ZM56 85H58V84H56ZM63 85V84H62ZM65 85V84H64ZM70 85V84H69ZM74 85V84H73ZM86 85H87V83H86ZM85 85V86H86ZM102 85V84H101ZM101 85H99V86H101ZM108 85V84H107ZM159 85V84H158ZM200 85V84H199ZM199 85H197V86H199ZM219 85H221V84H219ZM242 85H243V83H242ZM256 85H257V83H256ZM260 85V84H259ZM16 86V85H15ZM47 86V85H46ZM67 86V85H66ZM84 85L82 86L83 88L85 87ZM106 86V85H105ZM113 86V85H112ZM167 86V85H166ZM175 86V85H174ZM173 86V87H174ZM222 86V85H221ZM244 86V85H243ZM20 87H22L21 85H20ZM43 87V86H42ZM49 87V86H48ZM51 87V86H50ZM72 87V86H71ZM79 87H80V85H79ZM91 87V86H90ZM90 87H88V88H90ZM93 87V90L91 89V92L93 91V92H96L97 93V89L99 90V92L101 91V92H103V90H100L101 89V87H98L97 89L94 87V86H92ZM130 87V86H129ZM135 87V86H134ZM161 87V86H160ZM191 87V86H190ZM194 87V86H193ZM201 87V86H200ZM206 87V86H205ZM209 87V86H208ZM207 87V88H208ZM211 87V89H207V94L209 93L210 94V97L211 96H214V98H213V100L215 101L216 100V97H224V99H228V101H231V102H233V106H226V107H224V110H223V113L224 114H222V110H221V116H223L224 115V119H226V121L228 120V122L230 123V126H228V123L226 124V126L227 127H230V129L232 128V129H234V131H235V133H237V132H239L240 134H245L246 136H248L247 137V139L248 138H250V139H259L260 137L259 136H262V134H263V132H262V134H260V132L259 131H251V133H252V135H251V133H250V128L248 129V124H249V122H250V120H251V112L253 111V110H255V112L257 113L258 111V109H259V111H261V110H264V109H260V108H262L261 106H259L258 108H256L257 106V103H256V101L258 102L259 100H260V95H257V94H260V92L259 93H257V92H251L250 93V91H249V93L250 94H252V96L251 95H247L246 93L245 94H243L242 96H240V97H242V98H234L237 94H236V91H234L235 92V95H234V93H233V95H234V97H232V95H230V94H232V93H230L229 91H231L230 90V88L228 89V88H226V89H228V91H226V89H225V87L226 86H224L223 88L225 89H223L222 87H219V86H210ZM209 87V88H210ZM229 87H230V85H229ZM14 88V87H13ZM24 88V87H23ZM22 88V89H23ZM66 89H67V87H65ZM73 88V87H72ZM100 88V89H99ZM116 88V87H115ZM118 88V87H117ZM162 88V87H161ZM197 88H199V87H197ZM239 88H240V86H239ZM8 89H10V88H8ZM25 89V88H24ZM44 89V88H43ZM51 89V88H50ZM50 89H49V91H50ZM69 89V88H68ZM77 88H75V90H76ZM85 90H86V87L84 88ZM90 89H89V91H90ZM103 89H105V88H103ZM144 89V88H143ZM170 89V88H169ZM243 89H245V88H243ZM13 90V93H14V89H12ZM20 90H21V88H20ZM41 90H42V88H41ZM53 90V89H52ZM51 90V91H52ZM64 90V89H63ZM75 90H74V93H76L75 92ZM193 90H194V88H193ZM201 90V89H200ZM245 90H247V89H245ZM244 90V91H245ZM26 91V90H25ZM30 91V90H29ZM45 91H46V88H45ZM44 91V92H45ZM71 91V90H70ZM78 91V90H77ZM84 91V90H83ZM82 91V92H83ZM105 91H106V89H105ZM115 91V90H114ZM126 91V90H125ZM132 91V90H131ZM241 91H243L242 89H241ZM243 91V92H244ZM23 92V91H22ZM66 92V91H65ZM64 92V93H65ZM78 92H80V91H78ZM77 92V93H78ZM79 93V94H83V93ZM90 92V93H91ZM99 93V94H103V97H102V100L104 101V103L105 104H103L101 101H100V104L102 103L103 105H101V110L99 109V108H97V109H99L101 112L100 113H96V111H98L97 109H94V110H92L93 108H94V104L93 103H89L88 102V105L89 104H93V106H92V108L90 107V109L92 110L91 112H90V110L88 109V106L85 108V106L83 107V111H82V113L84 112V108L85 109H87V110H89L88 111V113H87V111H86V113H85V115H84V113H83V115H81V114H79V115H77L78 117L76 118V119H74V116L72 117V118H70V116L68 117V116H66V117H68V118H65V116H64V112L62 113V112H59V110L57 109V110H55L54 109V107H53V105H54V103H53V101L51 100V102L49 101V103H47V107H48V113H50V114H55V118L54 119H48V118H46L44 121H38L39 119H35V120H32V121H30V120H28V121H26L27 122V126H26V124H24L22 121V119H23V117H22V119H21V121H19V122H22L24 125H25V127H27L26 128V130H24V129H20L21 127H23L22 126V123H20V125L18 124V120L20 119V117H21V115H22V113L24 112V109L26 108V106H25V103H23V99H22V95L20 96V95H18L19 93H17L16 92V94L17 95H15L14 94V96L13 95H8V96H6V99H7V102H4V103H2V108H3V105H4V109H5V111L2 109V108H0L1 110H0V116H3V117H1L2 119L0 120V133H3V130H4V132H9V130L11 129V128H14V126L16 125V124H18V125H16V128H14V129H16V130H14V132L16 131V133L14 134V136H12L13 137V141H12V145H14L13 143H16V145H18V144H22L23 146H22V148H24L25 149V151H24V154L26 155V156H28L31 160H32V162L33 163H35V162H37V163H35V165H37V164H40V165H38V167H41L42 169H43V171L45 170V172L47 171L48 173H49V169L51 168V166H53L56 162H54V164L52 165V163H53V160L54 159H52V158H54V156L53 155H51L52 153L54 154V152H51V154H50V156H52L51 157V161H52V163H51V165H50V167L49 168H47V166H49L48 165V161H47V164L45 163L46 162V160L45 159H47L46 158V153H44L46 150V148H48L49 147V145L50 144H54V147H56L57 146V148L59 149V147H64V142L61 140V139H59V141H58V144L56 145L55 143H53V140H51V136H49L48 137V135H51L50 133L47 135L46 134V129H44L45 127H44V124H42L43 122H49V124H47V126L49 127H47L46 125V127H47V131H50L51 132V124H54V125H56V126H60L62 123H66L65 125H62V126H66L67 125V127H69V128H72V129H63V130H61V132L60 133H63V132H65V133H74L75 131H78L79 132V137H80V131H82V132H91V131H93L94 129H92L93 127L95 128V130L96 131H100V134H102V135H100V138H99V142H105V143H108V144H110V143H112V142H114L113 141V139L116 141V139H118V136H123L124 137V139L125 138H127V139H125V142L128 140L129 141V139H132L131 141H134V142H132V143H135V141L137 142V140L141 137V135H143L146 131H144V133L143 134H141V135H139V138L137 137L138 135H135L134 136V133H133V131H132V128L133 127H130V125H132V123H133V125H136L137 126V121H136V118H135V116H130V115H127L126 113H128L127 112V110H126V108L125 107H122L121 106V103H119L120 104V107H119V105H118V103L116 104V99H114L116 96H112L111 98L108 96V95H106V93ZM238 92V91H237ZM239 92H240V90H239ZM247 92V91H246ZM26 93V92H25ZM24 93V94H25ZM34 93V92H33ZM40 93V92H39ZM42 93V92H41ZM48 93V92H47ZM70 93H73V91H71V92H69V95H70ZM89 93V92H88ZM88 93H86L87 95H88ZM123 93V95L126 93H124V92H122ZM134 93V92H133ZM197 93V92H196ZM204 93V92H203ZM241 93V92H240ZM248 93V92H247ZM257 93V94H256ZM22 94V93H21ZM78 94V95H79ZM92 95H94L93 93H91ZM105 94V95H104ZM108 94V93H107ZM111 94H113L114 95V93H111L110 92V95ZM119 94V93H118ZM128 94V93H127ZM136 94V93H135ZM208 94V95H209ZM254 94V95H253ZM41 95V94H40ZM48 95V94H47ZM51 95V94H50ZM68 95V94H67ZM76 95V94H75ZM98 95V94H97ZM96 95V96H97ZM121 95V94H120ZM120 95H119V97H120ZM73 96V95H72ZM85 96V95H84ZM84 96H82V97H84ZM91 96V95H90ZM100 96V95H99ZM99 96H98V99H101V98H99ZM109 98H108V97ZM129 96V95H128ZM259 96V97H258ZM25 97V96H24ZM81 97V98H82ZM86 97V96H85ZM88 97V96H87ZM86 97V98H87ZM93 96H91V97H89V98H92ZM101 97V96H100ZM117 97H118V95H117ZM122 98H123V96H121ZM120 97V98H121ZM133 97V96H132ZM131 97V98H132ZM258 97V98H257ZM48 98V97H47ZM66 98H68V96H66ZM71 99H72V97H70ZM85 98V100L86 101H88V100H90V99H86ZM119 98V99H120ZM129 98V97H128ZM212 98V97H211ZM24 99H26V98H24ZM28 99V98H27ZM29 99H30V96H29ZM51 99V98H50ZM54 99V98H53ZM95 99H96V97H95ZM126 99H127V97H126ZM223 99V98H222ZM64 99H62V102L61 103H64L65 101H63ZM66 100H68V102L66 101V106L65 107H67L69 104H71L70 106L73 108V106L75 107V105L73 104V106H72V100L70 101L69 99H66ZM75 100V98L73 99V101ZM84 100V99H83ZM85 100H84V103H82L80 100V102L83 104V105H85ZM93 100V99H92ZM121 100H123V101H125V99L123 98V99H121ZM121 100H119V101H121ZM128 100V99H127ZM42 101H43V99H42ZM41 101V102H42ZM95 101H97V99L95 100ZM94 101V102H95ZM99 101V100H98ZM40 102V101H39ZM55 102V101H54ZM70 102V103H69ZM72 102V103H71ZM77 102V101H76ZM75 102V104H76V106L77 107H79V106H81V104L79 103V105H77L78 104V102L76 103ZM210 102V101H209ZM213 102V101H212ZM215 102H217V101H215ZM223 102V104H224V101H222ZM227 101H225V103H226ZM27 103V102H26ZM228 103V102H227ZM226 103V105H229V104H227ZM87 104V103H86ZM96 104H98L97 102H96ZM95 104V105H96ZM124 104V102L122 103V105ZM219 104H220V102H219ZM62 105V104H61ZM60 105V106H61ZM184 105V104H183ZM260 105V104H259ZM262 105V104H261ZM264 105V104H263ZM55 106V105H54ZM57 106V105H56ZM55 106V107H56ZM118 106V107H117ZM218 106V105H217ZM220 106V105H219ZM221 106H222V104H221ZM221 106L219 107V108H221ZM225 106V105H224ZM40 107V106H39ZM62 107L63 106H61L60 108L59 107H56V108H59V109H62ZM71 107H70V110L72 111L73 109H71ZM76 107V108H77ZM95 107H97V105L95 106ZM209 107V106H208ZM36 108V107H35ZM38 108V107H37ZM82 107H80V108H78V109H81ZM176 108V107H175ZM215 108V107H214ZM78 109H75V112H72V114L73 113H77V112H79V113H81V111L80 110H78ZM205 109H206V107H205ZM215 109H218V107L217 108H215ZM223 109V108H222ZM30 110V109H29ZM64 110V109H63ZM70 111L69 110V107H68V109H66L65 108V110L64 111ZM76 110H78L77 112H76ZM96 110V111H95ZM219 110V111H220ZM10 111H12V114L10 113ZM58 111V112H57ZM176 111V110H175ZM210 111V110H209ZM215 111V110H214ZM233 111V112H232ZM30 112V111H29ZM90 112V113H89ZM213 112V111H212ZM254 112V113H255ZM263 112V111H262ZM57 113V114H56ZM67 113V112H66ZM70 114H71V112H69ZM102 113V114H101ZM232 113H234V114H236L237 115V117H239V119H234V118H232ZM253 113V115H255ZM259 113V112H258ZM68 114V113H67ZM66 114V115H67ZM101 114V115H100ZM216 114V113H215ZM249 114V117H247V115ZM262 114V113H261ZM264 114V113H263ZM26 115H27V113H26ZM30 115V117H31V115H32V113L31 114H29ZM75 115V114H74ZM239 115V116H238ZM243 115H246V117L248 118V119H246L244 122H246V125H245V123H242V116ZM252 115V116H253ZM257 115V114H256ZM28 116V115H27ZM33 116V115H32ZM192 116V115H191ZM219 116V115H218ZM260 116V115H259ZM262 116V115H261ZM34 117H36V114H35V116ZM220 117V116H219ZM27 118V117H26ZM33 118V117H32ZM250 118V119H249ZM25 119V118H24ZM30 119V118H29ZM219 119V118H218ZM221 119H222V117H221ZM220 119V120H221ZM121 120V121H120ZM219 120V121H220ZM119 121H120V125L118 124L119 123ZM29 122H37L36 124H33V126L31 125V123H30V125L31 126H29ZM237 122V123H236ZM127 124H129L128 125V127H129V129H127V131H124V132H122V129H121V126L123 127V125H124V129H125V126H127ZM239 124H241L242 125V127H240V125ZM119 125V126H118ZM244 125V126H243ZM55 126V127H56ZM82 126V128H80ZM84 126V127H83ZM136 126H134V127H136ZM220 126H221V124H220ZM233 126V127H232ZM32 127H35V129H33ZM54 127V126H53ZM53 127H52V129H53ZM77 127V128H76ZM79 127V128H78ZM86 127V128H85ZM90 127H92V128H90ZM138 127V126H137ZM136 127V128H137ZM225 127V126H224ZM226 127V128H227ZM60 128V127H59ZM58 128V129H59ZM62 128V127H61ZM60 128V129H61ZM162 128H163V126H162ZM164 128H166V127H164ZM49 129V130H48ZM55 129V128H54ZM76 129V130H75ZM87 131H86V130ZM131 129V130H130ZM134 129V128H133ZM151 129V128H150ZM182 129V128H181ZM225 129V128H224ZM228 129V128H227ZM241 129H243V130H241ZM85 130V131H84ZM94 130V131H95ZM136 130H138V129H136ZM162 130V129H161ZM255 130V129H254ZM2 131V132H1ZM58 131V130H57ZM56 131V129H55V132L52 134V137H53V135L55 134V135H58L57 133H59V132H57ZM93 131V132H94ZM139 131V130H138ZM138 131H135V132H137L138 133ZM188 131V130H187ZM186 131V132H187ZM13 132V133H14ZM33 132H36L37 134L36 135H33L32 133ZM43 132H45V134H43ZM77 132V133H78ZM59 133V134H60ZM99 133V132H98ZM98 133H95V136L98 134ZM141 133V132H140ZM148 133V132H147ZM161 133H163L162 131H161ZM239 133H237V134H239ZM4 134V133H3ZM92 134V133H91ZM94 134V133H93ZM150 134H152V133H150ZM168 134V133H167ZM236 134V135H237ZM260 134V135H259ZM54 135V136H55ZM70 135V134H69ZM76 135V134H75ZM78 135V134H77ZM153 135H155V134H153ZM156 135H160V134H156ZM165 135H166V133H165ZM264 135V134H263ZM0 136H2V135H0ZM28 136H31V137H29L28 138ZM32 136H36L35 138H32ZM62 136V135H61ZM60 135H58V138L59 137H61ZM65 136V135H64ZM63 136V137H64ZM68 136V135H67ZM66 136V137H67ZM72 136V135H71ZM94 136V135H93ZM144 136H146L147 137V134L145 135H143V137ZM243 136V135H242ZM241 136V137H242ZM246 136H243V137H246ZM11 137V138H12ZM75 137V136H74ZM74 137H71V139H74ZM84 137H86V134H83V136H82V138H84ZM98 137H99V135H98ZM149 138L151 137V136H148ZM154 136H152L151 138H153ZM162 137V136H161ZM160 136H159V140H161L162 139V141H163V137L161 138ZM168 137V136H167ZM170 137H172V136H170ZM179 137V136H178ZM177 137V139H179ZM182 137V136H181ZM241 137H240V135H239V137H238V141L237 142H239V138L241 139ZM242 137V138H243ZM11 138H10V140H11ZM50 138V139H49ZM81 137H80V140L82 139ZM96 138V137H95ZM120 138V137H119ZM148 138V139H149ZM150 138V139H151ZM156 138V137H155ZM154 138V139H155ZM165 138V137H164ZM174 138V137H173ZM173 138H170L171 140L173 139ZM184 138V137H183ZM1 139V138H0ZM53 139V138H52ZM55 139V138H54ZM86 139L87 140H92V139H94V137L93 138H89L88 139V137H86ZM97 139V138H96ZM95 139V140H96ZM123 139V138H122ZM122 139H121V141H122ZM123 139V140H124ZM142 139V138H141ZM141 139H140V141H141ZM147 139V140H148ZM153 139V140H154ZM169 139V138H168ZM176 139V138H175ZM181 139V138H180ZM185 139V141H184V143L183 142H181V143H178V142H174L173 144H175V151H174V155H172V157L173 156H175L174 158H179V157H181V161H182V163H183V166H184V168H185V172H186V174H187V181H189L190 180V184L192 183V181L194 180H197V181H199V180H201V181H207V182H209L208 184H211V182L209 181V179H208V175H205L204 173H203V171H199V170H197L196 169V163H199L198 162V158H194V154L199 150V148H198V146H196V145H194L192 148H190V146L193 144V141H194V139H192V138H188L187 136H186V138H184ZM247 139H244L243 138V140H241V142L242 141H244V140H247ZM4 140V139H3ZM9 140V141H10ZM65 140H70V139H66L65 138ZM75 141H77L76 139H74ZM87 140H85L86 142H88ZM142 140H146L145 138L144 139H142ZM155 140H157V139H155ZM166 140V139H165ZM164 140V141H165ZM70 141H72V140H70ZM69 141V142H70ZM83 141V140H82ZM121 141H119V144H120V142ZM131 141H129V143H131ZM152 141V140H151ZM168 141V140H167ZM172 141H174V140H172ZM177 141V140H176ZM235 141H236V138H235ZM234 141V142H235ZM249 141V140H248ZM248 141H246V142H248ZM255 141V140H254ZM257 141V140H256ZM11 142V141H10ZM66 142V141H65ZM80 142V143H79ZM118 142V141H117ZM123 142V141H122ZM143 142V141H142ZM145 142V141H144ZM148 142H150V141H148ZM171 142V141H170ZM169 141H168V143H170ZM245 142V141H244ZM71 143V142H70ZM75 142L73 141V144H74ZM78 143L79 144H81V143H83V142H81V141H79V139H78ZM85 143V142H84ZM115 143V142H114ZM131 143V144H132ZM139 143V142H138ZM146 143V142H145ZM229 143H230V140H229ZM228 143V144H229ZM233 143V142H232ZM65 144H67V143H65ZM118 144V143H117ZM130 144V145H131ZM171 144V143H170ZM172 144V145H173ZM8 144L7 143H5V142H3L2 141V139L0 140V152H4L5 154V156H6V159H8L9 157H13V160H11L10 161V159H8L7 161H10L9 162V164L8 165H6L5 167H3V166H1L0 167V180L1 179H3V181H2V183L0 184V192H1V196H0V198H2V199H4L5 201H8L9 202V200H10V202L11 203H9V206L11 207V208H30V209H32V208H41V207H44V205L42 204L41 205V200L39 199L41 196L42 197H47L48 198V200L51 198L52 199V197H53V199H55L56 201H57V203H56V205H55V208L56 209H58V211H56V218L58 219H61V217H63L64 216V214L62 213V211H60V209L59 208H62V206H63V204L62 203H64L65 204V199H63L64 197H61V196H63V195H56V194H58V192L57 193H53V191H50V190H47V188L48 187H46V189L45 188H43V189H41V188H39V187H37V183L35 182V181H33L34 183H32V179L31 180H28V179H26L25 177H26V172H25V170H24V172H25V174L23 175V173H22V176H19V173H21V172H19L20 170H22L21 169V166L19 165V164H17L18 162H19V157L17 158V157H15V155H14V152L12 153V151L10 150V146L8 147L7 146ZM71 145V144H70ZM111 145V144H110ZM137 145V144H136ZM135 145V146H136ZM144 145H149L148 143L147 144H144ZM151 145V144H150ZM153 145V144H152ZM151 145V146H152ZM160 145H163V144H160ZM166 145H167V142H166ZM230 145V144H229ZM15 146V145H14ZM19 146H21V145H19ZM112 146H114V144L112 145ZM119 146V145H118ZM132 146V145H131ZM133 146H134V144H133ZM138 146V145H137ZM142 146V148H144L143 147V145H141ZM151 146H149V147H151ZM155 146H156V144H155ZM174 146V145H173ZM172 146V147H173ZM227 146V145H226ZM232 146H235V143H233L232 145H230V146H227L226 148H225V153L220 157L223 161L225 160L226 162H229L230 163V167H231V169H232V171H233V167H234V163H235V158L238 156V154H236L237 153V149H239L238 147L236 148V153H235V150H234V147H232ZM239 146H241V145H239ZM53 147V146H52ZM115 147H116V143H115ZM115 147H114V149H115ZM162 147V146H161ZM171 147V148H172ZM243 147V146H242ZM253 147V146H252ZM50 148V147H49ZM139 149H140V147H138ZM138 148H135V150L137 149L138 150ZM147 148V147H146ZM159 149H161L160 147H158ZM168 148V147H167ZM171 148H169V149H171ZM254 148V147H253ZM157 149V148H156ZM169 149H167V150H169ZM241 149H243V148H241ZM245 149V148H244ZM249 149V148H248ZM252 149V148H251ZM250 149V150H251ZM133 150H134V148H133ZM152 150V149H151ZM172 150V149H171ZM19 151V150H18ZM49 151V150H48ZM51 151H52V148H51ZM53 151H54V149H53ZM130 151V150H129ZM132 151V150H131ZM143 151V150H142ZM155 151V150H154ZM163 151V150H162ZM161 151V152H162ZM166 151V150H165ZM20 152V151H19ZM47 152V151H46ZM59 152V151H58ZM141 151H137V153H135V154H138V157L140 158V159H142L141 157H142V155L141 156H139L140 154H144V153H140ZM144 152V151H143ZM146 152V151H145ZM149 152H151V151H149ZM164 152V151H163ZM162 152V153H163ZM171 153H172V151H170ZM114 153H115V150H114ZM140 153V154H139ZM157 153V152H156ZM158 153H159V151H158ZM166 153H167V151H166ZM243 153V152H242ZM246 153L249 155V157H251L250 159H252L253 161L255 160L259 165H261V167L262 166H264V141H263V143H260V147H258L256 150H253V151H246ZM245 153V154H246ZM47 154H48V152H47ZM132 154H134V152L132 151ZM146 154V153H145ZM148 154V153H147ZM168 154V153H167ZM3 155V156H4ZM19 155V154H18ZM17 155V156H18ZM55 155V154H54ZM58 155V154H57ZM129 155V157H130V153L128 154ZM149 155H151V154H148V156ZM159 156H160V154H158ZM162 156H164L163 154H161ZM166 155V154H165ZM4 156V157H5ZM49 156V155H48ZM134 157H135V155H133ZM132 156V157H133ZM137 156V155H136ZM144 156V155H143ZM146 156V155H145ZM144 156V157H145ZM148 156H147V158H148ZM0 157H1V155H0ZM22 157V156H21ZM137 157V158H138ZM165 157H167V156H165ZM171 157V156H170ZM15 158H17L18 159V162H17V159H15ZM26 158V157H25ZM59 157H57L56 159H58ZM61 158V157H60ZM146 158V157H145ZM144 158V159H145ZM169 158V157H168ZM199 158H201V156H199ZM5 160V158H3L2 157V160ZM22 159V158H21ZM50 159V158H49ZM140 159H136V157H135V161L136 160H139V161H142V160H140ZM249 159V158H248ZM1 160V159H0ZM1 160V161H2ZM244 160V159H243ZM242 160V161H243ZM21 161V160H20ZM24 161V160H23ZM22 161V162H23ZM45 161V162H44ZM50 161V162H51ZM55 161V160H54ZM139 161H137V162H139ZM147 161V160H146ZM224 161V162H225ZM241 161V162H242ZM5 162H6V160H5ZM30 162V161H29ZM123 162H125V164H126V161H123ZM234 162V163H233ZM25 163V162H24ZM144 163V162H143ZM142 163V164H143ZM228 163V164H229ZM236 163H238V162H236ZM244 163V162H243ZM242 163V164H243ZM247 163H250L249 161L247 162ZM255 163V162H254ZM253 163V165H255ZM124 164V165H125ZM145 164V163H144ZM240 164V163H239ZM241 164V165H242ZM4 165V164H3ZM56 165H57V163H56ZM55 165V166H56ZM122 165H123V163H122ZM123 165V167H124V170H125V166ZM12 166H16V168H14V167H12ZM119 166H120V164H119ZM129 167H130V165H128ZM233 166V167H232ZM244 166H246V165H244ZM257 166V165H256ZM24 167V166H23ZM36 167V166H35ZM121 168H122V166H120ZM198 167V166H197ZM238 167V168H237ZM237 167H236V169L234 168V171L236 172V174H234L233 172H232V174L230 173V169H229V172H228V174L227 175H225V178L223 179V181L224 182H226L225 183V185H228V186H232V188L234 187H238V188H240L241 186H245L246 188H247V186H248V184L249 183H251V181H253V180H251V179H249V178H253V177H255V174H254V176H252L251 177V175H250V177H246V175H248L246 172H247V170H248V168L250 167V166H248V168L247 167H245L246 168V171L244 170L245 168H239V166L237 165ZM243 167V166H242ZM40 168V169H41ZM54 168V170H55V168L56 167H53ZM131 168V167H130ZM229 168V167H228ZM254 168V167H253ZM41 169V170H42ZM255 169H257V168H255ZM9 170H11V172H12V170L14 171L13 173H17L18 172V174H16V176H14L13 175V181L12 182H10V181H8V179H7V181H6V179L4 180V177H6L5 175V172L6 171H8V172H6V173H9ZM29 170H30V168H29ZM41 170L39 171V172H41ZM53 170V169H52ZM53 170V171H54ZM126 170H128L127 168H126ZM129 170H132V168L131 169H129ZM250 170V169H249ZM252 170V169H251ZM259 172H260V170H263L264 171V169H260V167H259ZM42 171V172H43ZM51 171V170H50ZM147 171V170H146ZM145 171V172H146ZM255 171V170H254ZM263 171H261V172H263ZM38 172V171H37ZM41 172V174H44V172L42 173ZM153 172V171H152ZM152 172H149L150 174H152ZM249 172V171H248ZM148 172H147V174H149ZM237 173H239V174H237ZM250 173V172H249ZM264 173V172H263ZM10 174H12V173H10ZM32 174H34L33 172H32ZM52 174H54V173H52ZM52 174H51V176H52ZM143 174V173H142ZM145 174V173H144ZM143 174V175H144ZM156 174V173H155ZM154 174V172H153V175H155ZM251 174V173H250ZM9 175V174H8ZM27 175H28V173H27ZM31 175V174H30ZM45 175H46V173H45ZM262 175V174H261ZM12 176V175H11ZM29 176V175H28ZM43 176V175H42ZM50 175H48V176H46V178L47 177H49L50 178V180H48V182L49 181H51V182H53L52 180H51V178H53V177H51ZM138 176H140V175H138ZM145 176H146V174H145ZM151 177H152V175H150ZM259 176V175H258ZM9 177V176H8ZM35 177H38V176H36L35 175ZM35 177H33V178H35ZM44 177V176H43ZM55 177V176H54ZM136 177V176H135ZM143 177V176H142ZM142 177H140V178H138L137 180H140V179H142ZM147 177V176H146ZM260 177V176H259ZM21 178H24L23 180L21 179ZM30 178V177H29ZM32 178V177H31ZM48 178V179H49ZM148 178H150L149 176H148ZM153 178V177H152ZM156 178V177H155ZM193 180H192V179ZM262 178V177H261ZM264 178V177H263ZM15 179V180H14ZM40 179V178H39ZM45 179V178H44ZM158 179V178H157ZM189 179V180H188ZM258 179V178H257ZM16 180H18V181H20V182H16ZM34 180V179H33ZM37 180V179H36ZM46 180V179H45ZM136 180V179H135ZM144 180V179H143ZM145 180H148V179H146L145 178ZM28 181H30V182H28ZM149 181V180H148ZM155 181V180H154ZM158 181H159V179H158ZM157 180H156V182L157 183H155V182H153V183H155L158 187V196H161V198H160V200L162 199V197H163V201L162 202H159V205H161L160 203H164L165 202V204H166V206H167V202L169 201L168 199H170V198H175V197H173V195H175V185H172V184H170V183H167L166 182V187H164V185L165 184H162V182H161V180H160V183L158 182ZM196 181V182H197ZM200 181V182H201ZM241 181H245L246 182V184H247V186L246 185H242L241 184ZM259 181H262V180H260L259 179ZM141 183H140V185L142 184V181H140ZM145 182H147V181H145ZM145 182L143 181V184H145ZM223 182V183H224ZM247 182H249V183H247ZM255 182V183H254ZM252 184H256L257 185V183H256V181H254ZM40 183V182H39ZM43 182H41V184H42ZM55 183V182H54ZM151 183V182H150ZM149 183V184H150ZM186 183V182H185ZM194 183V182H193ZM202 183V182H201ZM204 183V182H203ZM202 183V184H203ZM243 183V182H242ZM142 184V187H144V185ZM154 184V185H155ZM215 184V183H214ZM214 184H212V185H214ZM218 184V183H217ZM220 184H222L221 182H220ZM264 184V183H263ZM262 184V185H263ZM50 185V184H49ZM146 185V184H145ZM187 185V184H186ZM203 185H205V184H203ZM223 185V184H222ZM258 185H260L259 183H258ZM14 186H17V188H15ZM47 186V185H46ZM112 186V185H111ZM134 186H136V185H134ZM147 186V185H146ZM197 186V185H196ZM195 186V187H196ZM200 186V185H199ZM220 186V185H219ZM219 186H217V187H219ZM249 186H251V184L249 185ZM248 186V187H249ZM261 186V185H260ZM264 186V185H263ZM13 187L15 188V190L17 191V196L15 195V194H13V195H15L16 197H14L13 195H11L10 194V192H11V190L13 189ZM39 188V190L37 189V188ZM137 187V186H136ZM142 187H141V190H142ZM150 187V186H149ZM154 187V186H153ZM153 187H151V189L152 190H154L155 188H153ZM204 186H202V188H203ZM208 187H211L210 185L208 186ZM245 187H243V189L242 190H246V188ZM252 187V186H251ZM254 187H255V185H254ZM259 187V186H258ZM58 188V187H57ZM109 188V187H108ZM114 188L115 187H113V191H114ZM117 188V187H116ZM148 188V187H147ZM146 187H145V189L146 190H148V189H150V188H148L147 189ZM188 188V187H187ZM197 188H201V187H197ZM221 188H223V186L221 187ZM226 187H224V189H225ZM245 188V189H244ZM104 189V188H103ZM105 189H107V188H105ZM112 189V188H111ZM110 189V190H111ZM174 189V190H173ZM179 189V188H178ZM190 188H188V190H189ZM193 189V188H192ZM247 189H249V188H247ZM251 189V188H250ZM250 189H249V191L248 192H251L250 191ZM252 189L255 191V189H256V187H255V189L252 187ZM260 189H264L263 187H260ZM260 189H258V190H260ZM57 190V189H56ZM139 190V189H138ZM144 190V189H143ZM157 190V189H156ZM196 190V189H195ZM215 190V189H214ZM234 190V189H233ZM252 190V191H253ZM55 191V190H54ZM60 191V190H59ZM106 191H108V190H105V192L104 193H106ZM112 191V192H113ZM190 191V190H189ZM194 191V190H193ZM192 191V192H193ZM205 191H208V194H210V195H212L211 193H212V191H211V193H209V190H205ZM216 191V190H215ZM214 191V192H215ZM225 191H228V189L226 188V190ZM224 191V192H225ZM231 191V190H230ZM256 191H257V189H256ZM15 192V191H14ZM61 192V191H60ZM60 192H59V194H60ZM109 192V191H108ZM107 192V193H108ZM146 192H149V191H146ZM153 192V191H152ZM152 192L150 193V194H152ZM155 192H157V191H155ZM175 192V193H174ZM191 192V191H190ZM197 192H199V191H197ZM197 192H196V195H197ZM217 192H219V191H217ZM216 192V195L214 196V198L217 196V193ZM222 191H220V193H221ZM229 192V191H228ZM234 192H236V191H234ZM242 192V191H241ZM246 192V191H245ZM263 192H264V190H263ZM16 193V192H15ZM61 193H63V192H61ZM106 193V195H108V194H110V193H108L107 194ZM154 193V192H153ZM200 193V192H199ZM202 193H204V191H202ZM247 193V192H246ZM257 193V192H256ZM255 192H254V195L256 194ZM258 193H259V191H258ZM257 193V194H258ZM261 193H262V191H261ZM3 194L4 195H6V196H3ZM64 194V196H67V195H65V193H63ZM95 194V193H94ZM93 194V192H91V194L90 195H94ZM115 194L116 193H114V196H115ZM145 194V193H144ZM143 194V196H146V195H144ZM178 194V193H177ZM192 194V193H191ZM195 194V193H194ZM205 194V193H204ZM203 194V195H204ZM206 194H207V192H206ZM215 194V193H214ZM236 194V193H235ZM249 194V193H248ZM248 194H246V195H248ZM253 194V193H252ZM113 195V194H112ZM111 195V196H112ZM149 195V194H148ZM184 195V194H183ZM183 195H181L180 197H182ZM202 195V196H203ZM209 195V196H210ZM219 195V194H218ZM40 196V197H39ZM110 196V195H109ZM111 196H110V198H111ZM142 196V195H141ZM155 195L153 194V197H154ZM157 196V195H156ZM155 196V197H156ZM219 196H221V195H219ZM238 196H239V194H238ZM257 196V195H256ZM258 196H260L259 194H258ZM116 197V196H115ZM147 197V196H146ZM148 197H151V195H149ZM205 197V196H204ZM207 197V196H206ZM211 197V196H210ZM209 197V198H210ZM213 197V196H212ZM254 197V196H253ZM261 197H263L262 195H261ZM261 197H259V199L261 198ZM14 198H16L15 200H13ZM19 200H18V199ZM106 198H108V197H106ZM152 198V197H151ZM158 198V197H157ZM177 198L179 199V195L177 196ZM186 198V197H185ZM194 198V197H193ZM197 198H199V197H197ZM217 198V197H216ZM219 198V197H218ZM217 198V199H218ZM224 198V197H223ZM223 198H221L222 199V201H224V199ZM233 198H234V196H233ZM236 198V197H235ZM238 198V197H237ZM240 198H241V196H240ZM2 199H1V201H2ZM43 199V198H42ZM53 199H52V201H53ZM112 199V198H111ZM143 199V198H142ZM146 199H148V198H146ZM178 199H176L177 201H178ZM194 199H196V198H194ZM206 200H207V198H205ZM212 199V198H211ZM220 199V198H219ZM255 199H258V197H256ZM12 200V201H11ZM18 200V201H17ZM67 200V199H66ZM116 201V199H113L112 201ZM117 200H119V199H117ZM149 200H150V198H149ZM155 200H156V198H155ZM158 200V199H157ZM166 200V201H165ZM168 200V201H167ZM201 200V199H200ZM203 200H204V198H203ZM209 200V199H208ZM264 200V199H263ZM51 200H49V202H50ZM112 201H111V203H112ZM114 201V203L115 204H117L116 202ZM159 201V200H158ZM172 201V199L170 200V202ZM175 201V199L172 201V202H174ZM180 201V200H179ZM179 201H178V203H179ZM185 201V200H184ZM188 201V200H187ZM197 201H199V200H197ZM196 201V202H197ZM202 201V200H201ZM213 201V200H212ZM233 201V200H232ZM243 201V200H242ZM252 201H254V199L252 200ZM260 201V200H259ZM262 201V200H261ZM3 202V201H2ZM7 202V203H8ZM117 202H120V203H122L121 202V200H119V201H117ZM157 202V201H156ZM170 202H169V204H170ZM183 202V201H182ZM206 202V201H205ZM209 202H211V201H209ZM216 202V201H215ZM255 202H256V200H255ZM50 203H52V202H50ZM120 203H118V204H120ZM126 203V202H125ZM140 203H142V202H140ZM146 203V202H145ZM174 203H176V204H178L177 202H174ZM173 203V204H174ZM187 203V202H186ZM189 203V202H188ZM221 203V202H220ZM227 203V201L225 202V203H221L222 205L223 204H226ZM235 203V202H234ZM237 203L238 204H240V203H242V202H238L237 201ZM250 203H254V202H250ZM262 203V202H261ZM1 204H4V203H1ZM113 204V203H112ZM148 205H151V204H149V203H147ZM153 204V203H152ZM169 204H168V206H169ZM183 204V203H182ZM192 204V203H191ZM205 204H207V203H205ZM217 204V203H216ZM215 204V205H216ZM231 204V203H230ZM245 203L243 202V205H244ZM247 204H249V202L247 203ZM121 205V204H120ZM129 206H130V204H128ZM142 205V204H141ZM140 205V206H141ZM145 205V204H144ZM143 205V206H144ZM147 205V206H148ZM163 205V204H162ZM185 205V204H184ZM222 205H220L221 207H222ZM234 205V204H233ZM236 205V204H235ZM257 205V204H256ZM264 205V204H263ZM4 206H6V205H4ZM4 206H2V207H4ZM8 206V205H7ZM51 206V205H50ZM113 206V205H112ZM114 206H119V205H114ZM136 206V205H135ZM137 206H139V205H137ZM143 206L141 207V208H143ZM165 206V205H164ZM163 206V207H164ZM166 206H165V210H161V211H158V212H160L158 215H155V217L153 216V217H146L145 218V220H144V224L143 223H141L142 225H144L143 227H137V228H139V232H137V229L135 228V230H136V232H137V236H143L142 234H143V231H145L146 232V235H147V232L149 233L153 228H155L157 225H161V228L163 229V227L165 226V228H167L169 231H170V233H172L173 232V230L176 232V230L177 229H179V227H181V235H183V233H182V231H183V222H182V218H184L183 216H184V213H183V208L181 207V208H173V206L172 207H168L169 209H167L166 208ZM174 206H176V205H174ZM188 206H189V204H188ZM217 206V205H216ZM215 206V207H216ZM225 206V205H224ZM227 206V205H226ZM225 206V207H226ZM242 206V205H241ZM116 207V208H117ZM120 207H122V206H120ZM150 207V206H149ZM149 207H146L147 209L149 208ZM156 207V206H155ZM154 207V208H155ZM162 206H160L159 208H161ZM190 207H191V205H190ZM227 207H229V210H231L230 209V206H227ZM236 207H238V206H236ZM251 207V206H250ZM254 207V206H253ZM0 208H1V206H0ZM45 208V207H44ZM48 208V207H47ZM114 208V207H113ZM124 208H125V206H124ZM124 208H122L123 209V211H124ZM145 208V209H146ZM150 208H152V207H150ZM159 208L157 209H154L155 211L156 210H159ZM172 208V209H171ZM233 208H235L234 206H233ZM244 208V207H243ZM243 208H241V210L243 209ZM42 209V208H41ZM55 209V210H56ZM104 209V208H103ZM111 209V208H110ZM139 209V208H138ZM144 209V208H143ZM162 209V208H161ZM174 209V210H173ZM181 209V210H180ZM205 209V212H206V214L208 215V217H206V216H204V213L203 214H201L202 212L200 211V209L198 210V209H196V208H191L190 210H188L189 211V215L191 214V216L194 218V223L195 224H197L196 226L193 224V228H194V226L197 228V227H199V226H202L203 225V227H206V228H204V230H205V234H204V231H203V234L205 235L204 236V239H208L207 240V242L205 243L204 242V240H202L203 242H204V245L206 244V247L204 248L203 246V249L202 250H206V254L205 255H207V257H209V256H214V257H216V258H219L220 257V259L219 260H221L222 261V259L221 258H223V261H222V263H219V264H223V262H224V259L226 260V258L228 257L229 258V256L231 255L230 254V250H227L228 249V245L227 244H225V243H227L226 241H233L234 243H235V246L238 248V250H240V251H248V249L247 250H243V243H242V240H240V237L238 236V235H236V233H235V231H234V225H236V224H238V223H233L232 221L233 220H231V218L232 217H230V216H228V214L226 213L227 211H229L228 209H226V208H211V206H210V208H204ZM245 209V208H244ZM32 210H34V209H32ZM31 210V211H32ZM99 210V209H98ZM105 210V209H104ZM116 210V209H115ZM118 210V209H117ZM126 210V209H125ZM137 210V209H136ZM151 210V209H150ZM152 210H153V208H152ZM151 210V211H152ZM185 210H186V208H185ZM235 210H237V209H235ZM240 210V209H239ZM8 211V210H7ZM10 211V210H9ZM27 211H29V210H27ZM27 211L25 212V213H23V214H27ZM36 211V210H35ZM42 211V210H41ZM97 211V210H96ZM103 212V210H100L99 211V213L100 212ZM109 211V210H108ZM121 211V210H120ZM128 211H129V209H128ZM127 211V212H128ZM141 211H145V210H141ZM148 211V210H147ZM201 213H200V212ZM233 211V210H232ZM238 211V210H237ZM237 211H235V213L237 212ZM245 211V210H244ZM246 211H248V212H251L252 213V215L253 216H255L256 217V220L258 221V222H260V221H262V214H261V212H262V209H261V207L260 208H258V205H257V208H256V206L252 209V207H251V209L250 208H247L246 207ZM12 212V211H11ZM8 213V214H13V213ZM18 212V211H17ZM43 212V211H42ZM98 212V211H97ZM105 212V211H104ZM110 212V211H109ZM113 212V211H112ZM119 212V211H118ZM118 212H116V214L118 213ZM122 212V211H121ZM126 212V211H125ZM124 212V213H125ZM131 212V211H130ZM158 212H153V213H158ZM186 212V211H185ZM231 212V211H230ZM33 213V212H32ZM107 213V212H106ZM105 213V214H106ZM114 213V212H113ZM113 213H111V215L113 214ZM123 213V212H122ZM138 214H142V212H140L139 213V211L137 212ZM149 213V212H148ZM147 213V214H148ZM150 213H152V212H150ZM149 213V214H150ZM242 213H243V210H242ZM250 213V214H251ZM263 213H264V211H263ZM29 214H31V213H28V215ZM79 214H80V212H79ZM88 214H90V213H88ZM87 214V215H88ZM94 214H96V213H94ZM94 214H92L93 216H94ZM101 214V213H100ZM100 214H97V216L99 217V219H100V217H102V214H101V216H99ZM103 215V216H107V218H108V216H109V219H111V218H115V217H112V216H110V215ZM107 214H110V213H107ZM121 214V213H120ZM127 214V213H126ZM135 214V213H134ZM146 214V215H147ZM186 214H188V213H186ZM186 214H185V216H186ZM232 214V213H231ZM230 214V215H231ZM239 214V213H238ZM237 214V215H238ZM27 215V216H28ZM73 215V214H72ZM118 216H119V213L117 214ZM117 215H114V216H117ZM128 215V214H127ZM127 215H124V216H127ZM144 215V214H143ZM151 215V214H150ZM188 215V217H189V219H190V216ZM233 215H235V214H233ZM233 215H231V216H233ZM241 215V214H240ZM243 215V214H242ZM241 215V216H242ZM246 215H247V213H246ZM251 215V216H252ZM16 216V215H15ZM18 216V215H17ZM16 216V217H17ZM31 216V215H30ZM82 216V215H81ZM117 216V217H118ZM121 216V218H122V215H120ZM124 216H123V218H124ZM129 216L131 217L132 215H130L129 214ZM248 216H250L249 214H248ZM247 216V217H248ZM250 216V217H251ZM16 217H15V219H16ZM26 217V216H25ZM75 217H76V215H75ZM111 217V218H110ZM128 217V216H127ZM130 217L128 218V219H130ZM132 217H134V216H132ZM191 217V218H192ZM234 217V216H233ZM240 217V216H239ZM246 216H245V214H244V219H243V221L245 220V219H248V218H245ZM13 218V217H12ZM21 218H23V217H18L17 219H21ZM94 218H96L97 219V217L96 216H94ZM94 218H92V220L94 219ZM119 218V217H118ZM122 218V219H123ZM126 218V217H125ZM125 218H124V220L122 221V223L125 221ZM150 218V219H149ZM236 218H237V216H236ZM241 218V217H240ZM252 218V220L254 219L253 217H251ZM250 218V219H251ZM264 218V217H263ZM24 219V218H23ZM28 219V218H27ZM31 219V218H30ZM45 219V218H44ZM51 219V218H50ZM49 219V220H50ZM64 219V218H63ZM95 219V220H96ZM102 220H103V218H101ZM127 219V218H126ZM128 219H127V222H129L128 221ZM187 219V218H186ZM13 220V219H12ZM48 220V221H49ZM76 220V219H75ZM105 220V219H104ZM107 220V219H106ZM106 220H105V222H106ZM115 220H116V218H115ZM132 220H136V219H133L132 218ZM131 220V221H132ZM156 220V221H155ZM234 220H235V218H234ZM249 220V219H248ZM46 220H44V222H45ZM51 221V220H50ZM53 221V220H52ZM98 221V220H97ZM110 221H112V220H110ZM110 221H107L106 223H108V222H110ZM114 221V220H113ZM117 221V220H116ZM236 221V220H235ZM243 221H240L239 220V222H243ZM47 222V221H46ZM54 222V221H53ZM53 222H51V223H53ZM99 222H101V221H99ZM103 222V221H102ZM104 222V223H105ZM120 222H121V220H120ZM126 222V221H125ZM133 222V221H132ZM154 222H156V224L154 223ZM238 222V221H237ZM246 222H247V220H246ZM263 222V221H262ZM110 223H112V224H109L108 223V226L109 227H111L110 225H112V226H114L113 225V222H110ZM115 223V222H114ZM117 223H118V221H117ZM130 223V222H129ZM137 223V222H136ZM187 223V222H186ZM192 223H193V221H192ZM244 223H245V221L242 223L243 224V226H244ZM248 223H251V222H249L248 221ZM247 223V224H248ZM46 224H48L49 226H50V224H49V222H47ZM58 224V223H57ZM86 224V223H85ZM90 224V223H89ZM96 224V223H95ZM120 224V223H119ZM127 224V223H126ZM125 224V225H126ZM138 224H140V223H138ZM137 224V225H138ZM253 224H255V223H253ZM44 225V224H43ZM52 225V224H51ZM53 225H55L56 226V224H53ZM52 225V227H54ZM103 225V224H102ZM123 225H124V223H123ZM124 225V226H125ZM238 225H240V224H238ZM246 225V224H245ZM259 225V224H258ZM57 226H61L60 224L59 225H57ZM115 226H116V224H115ZM118 226V225H117ZM140 226V225H139ZM163 226V227H162ZM190 226V225H189ZM247 226V225H246ZM249 227V230L247 229V231L246 232H248V233H250V235L248 236L249 238H250V236H252L254 233H255V230L257 229V228H255V226L253 227L252 225H248ZM262 227V225H259V227ZM103 227H104V229L106 230V225H103ZM119 227V226H118ZM120 227H122V224L120 225ZM119 227V228H120ZM127 227V226H126ZM130 227V226H129ZM185 227H188V226H185ZM236 227H237V225H236ZM45 228H47L46 227V225H45ZM56 228V227H55ZM112 228V227H111ZM114 228V227H113ZM140 228H141V230H140ZM157 228V227H156ZM190 228V227H189ZM238 228H239V226H238ZM242 228V227H241ZM253 228V229H252ZM51 229V228H50ZM54 229V228H53ZM57 229V228H56ZM55 229V230H56ZM76 229V228H75ZM88 229H89V227H88ZM109 230L108 231H110V228H108ZM117 229V228H116ZM121 229V228H120ZM119 229V230H120ZM187 229V228H186ZM240 229V228H239ZM243 229V228H242ZM255 229V230H254ZM261 229H264L263 227L261 228ZM45 230V229H44ZM47 230H49V229H46V231ZM52 230V229H51ZM59 230V229H58ZM129 230V229H128ZM134 230V231H135ZM164 230V229H163ZM166 230V229H165ZM168 230H166V231H168ZM185 230V229H184ZM192 230V229H191ZM193 230H195V229H193ZM197 231H199L200 230V227L199 228H197L196 229ZM244 230V229H243ZM245 230H246V228H245ZM87 231V230H86ZM112 231H114V229L112 230ZM116 231H118V230H116ZM121 231H123V229L121 230ZM132 232V233H136V232ZM159 231H160V229H159ZM53 232H54V230H53ZM145 232H144V236H145ZM161 232V231H160ZM159 232V233H160ZM163 232V231H162ZM184 232V231H183ZM237 232H239V231H237ZM246 232H245V235H246ZM256 232H258V231H256ZM259 232H261V230L259 231ZM55 233V232H54ZM86 233V232H85ZM89 233V232H88ZM117 233V232H116ZM151 233V232H150ZM149 233V234H150ZM152 233H154V232H152ZM164 234L163 235H165V231L163 232ZM178 233V231L176 232V234ZM189 233H191V232H189ZM197 233V232H196ZM195 233V231L193 232V236L192 237H187L186 236V239H185V237L183 236V238H184V243H182L183 245H181L180 247L181 248H179V249H181V253L182 252H192L191 254H190V260L194 257V255L196 254H193V252H194V249H196L197 247H200V241L198 240V237L199 238H201L200 236H198V234H196ZM201 233V232H200ZM263 233H264V230H263ZM76 234V233H75ZM104 234V233H103ZM195 234V235H194ZM202 234V233H201ZM106 235V234H105ZM110 235V234H109ZM109 235H107V236H109ZM116 235V234H115ZM118 235V234H117ZM116 235V236H117ZM167 235H168V233H167ZM171 235V237L173 238V234H170ZM174 235H175V233H174ZM178 235V234H177ZM179 235H180V233H179ZM244 235V236H245ZM256 235H259V234H256ZM264 235V234H263ZM84 236H86V235H84ZM111 236V235H110ZM133 236H134V234H133ZM132 236V237H133ZM143 236V237H144ZM159 236V235H158ZM160 236H162V233L160 234ZM169 236V235H168ZM168 236H166V237H168ZM255 236V235H254ZM114 237V236H113ZM146 237V236H145ZM144 237V238H145ZM163 237H165V236H163ZM170 237V236H169ZM258 237V236H257ZM263 237V236H262ZM84 238V237H83ZM130 238V237H129ZM134 239L136 238V237H133ZM147 238V237H146ZM145 238V239H146ZM150 238V237H149ZM181 238H182V236H181ZM227 238H228V240H227ZM242 238H243V236H242ZM241 238V239H242ZM255 238V237H254ZM261 238V237H260ZM106 239V238H105ZM132 239V238H131ZM133 239V240H134ZM141 239V238H140ZM209 239H210V241H209ZM251 239V238H250ZM252 239H253V236H252ZM251 239V240H252ZM118 240V239H117ZM116 239H115V241H117ZM119 240H121V238L119 239ZM137 240H138V238H137ZM143 240V239H142ZM159 240V239H158ZM157 240V241H158ZM163 240H164V238H163ZM249 240V239H248ZM262 240V239H261ZM76 241V240H75ZM111 241V240H110ZM114 241V240H113ZM132 241V240H131ZM145 241V240H144ZM143 241V242H144ZM181 241V240H180ZM209 241V242H208ZM247 240H245L244 239V241L243 242H246ZM253 241V240H252ZM256 241H258L257 239H256ZM262 241H264V240H262ZM261 241V242H262ZM85 242V241H84ZM87 242H88V240H87ZM86 242V243H87ZM99 242V241H98ZM141 242V241H140ZM142 242V243H143ZM148 243H149V241H147ZM146 242V243H147ZM159 242H161V241H159ZM188 242V243H187ZM258 242H260V241H258ZM257 242V243H258ZM108 243V242H107ZM113 243V242H112ZM185 243H186V245H185ZM241 243H242V245H241ZM250 243V242H249ZM253 243V246H256V245H254V242H252ZM96 244V243H95ZM140 244V243H139ZM163 244V243H162ZM197 244H199V245H197ZM248 244V243H247ZM260 244V243H259ZM263 244H264V242H263ZM81 245V244H80ZM142 245V244H141ZM148 245V244H147ZM161 245V244H160ZM179 245V244H178ZM227 245V246H226ZM252 245V244H251ZM156 246V245H155ZM195 246H197L196 248H195ZM230 246V245H229ZM248 246V245H247ZM258 246V245H257ZM98 247V246H97ZM151 247V246H150ZM252 247V246H251ZM250 247V248H251ZM94 248V247H93ZM227 248V249H226ZM233 248V247H232ZM246 248V247H245ZM248 248V247H247ZM253 248V247H252ZM259 248V247H258ZM264 248V247H263ZM95 249V248H94ZM119 249V248H118ZM143 249H144V247H143ZM156 249V248H155ZM235 249V248H234ZM256 249V248H255ZM91 250V249H90ZM149 250V249H148ZM150 250H152V249H150ZM154 250V249H153ZM197 251L199 250V248H197L196 249ZM202 250H200V251H202ZM252 250H254V248L252 249ZM259 250V249H258ZM264 251L263 249H260V251ZM79 251V250H78ZM97 251V250H96ZM159 251V250H158ZM177 251V250H176ZM229 251V252H228ZM232 251V250H231ZM89 252V251H88ZM101 252V251H100ZM99 252V253H100ZM153 252V251H152ZM180 252V251H179ZM184 252V253H185ZM196 252V251H195ZM238 252V251H237ZM236 252V253H237ZM249 252V251H248ZM248 252H247V254H248ZM256 252H258V251H255V253ZM98 252H97V254H99ZM157 253H159V252H157ZM161 253V252H160ZM167 253H169V252H167ZM201 253H205V252H201ZM232 253H234V252H232ZM235 253V254H236ZM254 253V252H253ZM261 253V252H260ZM89 254V253H88ZM170 254V253H169ZM174 254V253H173ZM200 254V253H199ZM252 254V253H251ZM251 254H250V256H251ZM257 254V253H256ZM262 254V256L264 255L263 253H261ZM79 255V254H78ZM87 255V254H86ZM155 255H156V253H155ZM161 255H162V253H161ZM177 255H178V252H177ZM176 255V256H177ZM180 255V254H179ZM178 255V256H179ZM183 255L184 254H181L180 256H181V263H182V261H184V264H185V262H187L188 260H185V256L183 257ZM202 255V254H201ZM204 255V254H203ZM204 255V256H205ZM82 256V255H81ZM88 256V255H87ZM93 256V255H92ZM99 256V255H98ZM151 256V255H150ZM175 256V257H176ZM188 256V255H187ZM232 256V255H231ZM238 256V255H237ZM247 256V255H246ZM252 256H254L253 254H252ZM261 255H259V257H260ZM156 257H157V255H156ZM167 257V256H166ZM170 257V256H169ZM195 257H196V255H195ZM197 257H199V256H197ZM248 257H249V255H248ZM79 257L78 256H76V257H74V259L76 260V259H78ZM87 258V257H86ZM90 258V257H89ZM94 258V257H93ZM99 258V257H98ZM138 258V257H137ZM145 258V257H144ZM161 258V257H160ZM164 258V257H163ZM174 258V257H173ZM180 258V257H179ZM178 258V259H179ZM200 258H202V256L200 257ZM205 258V257H204ZM227 258V259H228ZM232 258H234V255L232 256ZM251 258V257H250ZM252 258H254V257H252ZM257 258H258V256H257ZM262 258H264V256L262 257ZM262 258H259V260L260 259H262ZM81 259V258H80ZM114 259V258H113ZM125 259V258H124ZM156 259V258H155ZM166 259V258H165ZM168 259V258H167ZM169 259H171V258H169ZM168 259V260H169ZM177 259V258H176ZM175 259V260H176ZM189 259V258H188ZM196 259V258H195ZM193 260V261H196V260ZM209 258H207V260H208ZM212 259H213V257H212ZM235 259V258H234ZM237 259V258H236ZM82 260V259H81ZM114 260H116V259H114ZM199 260H201V259H199ZM199 260H197V261H199ZM203 260H205V259H203ZM209 260H211V259H209ZM213 260H215V259H213ZM229 260V259H228ZM233 260V259H232ZM243 260V259H242ZM245 260V259H244ZM255 260H257V259H255ZM264 260V259H263ZM95 261V260H94ZM163 261V260H162ZM165 261V260H164ZM163 261V262H164ZM177 261V260H176ZM202 261V260H201ZM206 261V260H205ZM203 262L202 261V263H207V261L206 262ZM247 261V260H246ZM252 261V260H251ZM73 262V261H72ZM84 262V261H83ZM111 262V261H110ZM130 262V261H129ZM167 262V261H166ZM190 262V261H189ZM200 262V261H199ZM220 262V261H219ZM256 262V261H255ZM92 263V262H91ZM109 263V262H108ZM160 263V262H159ZM172 263V262H171ZM176 263V262H175ZM233 263V262H232ZM231 263V264H232ZM254 263V262H253ZM149 264V263H148ZM156 264V263H155ZM161 264V263H160ZM173 264V263H172ZM178 264H180V263H178ZM192 264V263H191ZM195 264V263H194ZM197 264V263H196ZM201 264V263H200ZM235 264V263H234ZM237 264V263H236ZM239 264V263H238ZM251 264H252V262H251ZM255 264V263H254ZM258 264H264V261H262V260H260L259 261V263Z\"/></svg>",
  "mask_w": 264,
  "mask_h": 264
}]
</instances>
